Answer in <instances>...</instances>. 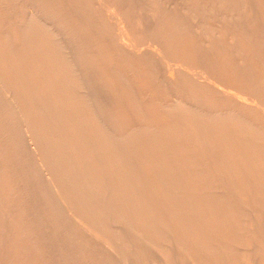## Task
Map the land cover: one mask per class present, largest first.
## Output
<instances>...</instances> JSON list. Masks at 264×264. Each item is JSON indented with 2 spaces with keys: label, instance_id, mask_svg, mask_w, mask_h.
I'll use <instances>...</instances> for the list:
<instances>
[{
  "label": "bare ground",
  "instance_id": "6f19581e",
  "mask_svg": "<svg viewBox=\"0 0 264 264\" xmlns=\"http://www.w3.org/2000/svg\"><path fill=\"white\" fill-rule=\"evenodd\" d=\"M9 1V0H8ZM13 1V0H12ZM29 3L27 4L28 6H26V7H28V8H30V9H33V10H35L36 12H37V10L36 9H38L39 8V6H51L52 5V7L50 8L51 10H52V12L51 13H54V15L53 16H55L56 17V19H54V17H53V19L51 20L50 19V21L48 22V19H46V18H42V16L40 17V16H36V15H34V13L32 12V14L31 15H33V17L34 16H36L35 18L36 19H33V20H37L36 22H38L39 24H49L50 25V27L52 28V30H53V32L56 34V36L58 35V34H64V32L65 33H67V35L66 36H70L71 35V33H72V35L73 34H75V35H81V38H80V42L78 43V42H75V41H73V45H76V46H79L80 48H81V46H86L84 49H88L87 47H92V49L94 50V55L92 54H90V53H92V52H90L89 53V51L87 52V53H89L90 55H86V57H84V53H83V55L81 56V55H77V53L76 54H74V55H76V56H79V57H72V56H70L69 57V55H67L68 56V59H65L66 61H68V68H67V70H64V71H68V70H72V72H70V73H76L77 74V72H78V74H81L82 72H84L83 70H85V69H83V67H91V68H94V66L95 65H97L96 67L98 68V64H102V62H103V58L104 57H106V56H104V55H108V57H109V55H110V57H112L111 59H110V57H109V61L105 64V65H108L107 67L108 68H112L113 69V67H115L116 69H117V67H116V64L117 63H121V61L122 62H124L125 61V63L128 61V60H130V65H131V60L132 61H138L139 62V60H142V61H140V64H141V67H139V68H141V70H138V73H140V74H142V76L143 75H145V74H149V75H151L152 73H153V75L154 74H156L158 77H159V79L161 80L160 81V83H159V79H158V83H159V85H161V87L157 84V82H155L157 85V87L153 90L152 88L153 87H151L152 85H151V83H150V85H147V86H149V87H151V89L153 90V92H152V94H154V96H155V100H153V95L150 93L149 95L152 97V100H151V102H152V104H153V102H155L156 101V106H158V107H160V108H157V107H155V108H151L152 106L154 107V105H149V108H151V110H147L146 109V107L144 106H141L140 105V103L139 102H137V100H139L140 99V93L138 94V92L135 90V94L133 93L134 92V89L136 88H134V86H132V82H131V84H130V80L132 79V77L133 78H135L134 76L136 75L134 72H133V75L134 76H132V75H129L128 76V74H126V72H123L124 71V69L122 70V72H120V67H119V71L118 70H116V71H118V73H117V75H116V81H118V82H121V83H123L124 85H125V88L127 89V91L126 90H124L125 92H127V93H124L123 95L125 96V98H123V99H126V98H128V102H129V104H128V106L127 107H125L127 110H128V108H129V112H130V110L131 109H134V110H136L137 111V116H136V118H134V117H131V118H134V119H143V120H147V119H150V118H152V119H154V123H152V124H154L155 125V127H154V130H156V131H154V133H156V134H154V136L152 137H149L148 135H147V137H146V135H144V137L143 136H140V138H139V136L136 134V136H138V138L136 137V136H133V135H130L129 133H127V134H129V137L131 136V137H135L134 138V140L135 141H133V139L131 140V137H130V140L131 141H133L132 143H130V142H127V141H123V139H122V145L123 146H129V145H136V146H138V148L140 147H142L143 148V146L145 147V146H151V145H153V147H154V145H160V144H158V143H161V144H163V143H165V142H167L166 143V146H167V144L168 143H171L172 145H174V146H176V147H180V149L182 148L181 146L183 145V147L185 146V149H187V150H185L186 152H188V154L186 155H184L183 156V159L181 158V162H185L186 164H188V161L191 163V161L189 160V159H191V160H197V159H199V158H201L200 160L203 162V163H205L206 165L208 164V166H210L209 165V162H210V164H211V167H209V169H208V173H209V171L211 172V176L213 177V178H216L217 177V180H220V181H222V182H215V184H221V186L219 187L218 186V188L216 187V185L215 186H213L214 185V183H210L211 184V186H213V187H211V188H215V189H217V190H221V192H218V194L216 193H213V192H209L208 193V191L209 190H211V189H209L208 191H207V189L205 188L204 190H206V191H204V192H202V190L201 189H198V187H199V185L200 184H203V182L205 181V178H204V181L201 183L200 182V184L197 186V188H196V183L200 180H197L196 181V183H195V181H194V179L193 180H191L190 181V185L188 184V181H187V179H191V178H193V176H194V174H195V176L196 175H199L198 173H199V171H198V168H197V170H195L194 169V167H190L189 168V166H188V168L187 167H185L183 170H184V172H182V171H180L179 170V172L181 173H183V174H181V176H183V180L184 181H186L185 182V185H184V189H185V192H184V194H182V195H184V196H180V198L183 200H185V202L186 201H189L188 200V198L190 199V198H193L191 201H194V204L195 205H198V204H196V199L198 198L199 200L201 199L202 200V198L204 197V199H208V200H206L207 202H203L204 200H202V202L204 203V204H201L202 205V207H200L201 205H199V206H196L197 208H195V206H193L194 208H192L191 206V211H190V207H189V205H190V203L191 204H193V202H190V203H187L188 204V206L186 205V203H184L183 202V204H185L184 206L186 207H184L186 210H188V208H189V210L188 211H185L183 214H185V213H189L190 212V214H191V216H192V214H193V216H194V213H195V217L197 218L199 215L198 214H203V212L202 211H205L204 213H206V210H207V212H208V214L207 215H205V214H203V215H205V217L206 216H208V217H210L209 215L211 214V212H216V211H221L222 213L223 212H225V213H229V215L231 216V221L230 220H228L229 222V224H231V225H227V226H231L230 227V230H227L225 233H223L222 231V234H223V236H222V234H221V236L220 237H222V238H219V239H232L233 241L232 242H234V243H237L239 246H240V244H243L245 247L242 249L241 248V250H240V247L238 248H236V250H233L234 249V246H233V249H231V250H233V254L237 257H241L242 255H240L241 253V251L243 250L244 252L248 249V252H245L246 253V255H245V253H244V257L245 256H247V253H248V256L247 257H245V258H247L248 259V257H249V255L251 256V254H252V252H253V254H252V256H251V258L252 257H254V260H255V257H256V260L258 259H260L261 260V263H262V260L264 261V253H262L263 251H264V238H260L261 236H259L261 233H263L264 234V0H77V3H75V1H74V3L71 1V0H69V1H67V4L66 5H64L63 7H61L62 5H61V3L64 1H60V2H58L59 0H27ZM11 2V1H10ZM54 2V3H53ZM65 2V1H64ZM63 2V3H64ZM59 3H60V5H59ZM23 4H25V3H22V5ZM9 5V4H8ZM11 5V4H10ZM26 5V4H25ZM13 6V5H12ZM17 7H19V6H17ZM22 7V6H21ZM25 7V6H24ZM23 7V8H24ZM81 7L84 9L85 7H86V17H84V18H82V13H84V12H82L81 14L79 13V11H81L80 9H81ZM14 8V7H13ZM78 8H79V11H78ZM16 9V8H15ZM21 9V8H20ZM42 10V9H41ZM85 10V9H84ZM21 11V10H20ZM25 11V10H24ZM54 11V12H53ZM42 12H44V11H42ZM67 13L68 12V15H69V17L70 18H68V17H64V16H66V14L65 13ZM1 13V12H0ZM7 13V12H6ZM16 13V12H15ZM20 13V12H19ZM28 13V12H27ZM2 14V13H1ZM13 14V13H12ZM43 14V13H42ZM60 14V15H59ZM64 14V19H63V17H62V15ZM7 15V14H6ZM9 15H11V14H9ZM28 15V14H27ZM38 15V14H37ZM47 15V14H46ZM45 15V16H46ZM12 16V15H11ZM30 16V15H29ZM26 17V16H25ZM51 17H52V15H51ZM32 18V17H31ZM49 18V17H48ZM65 18H68V19H65ZM23 19V18H22ZM67 21V23L66 22H64L63 24H68V23H70L71 25H74L75 26V23H78V22H80V24H81V22H82V24L84 23H86V26L85 25H83V26H85L84 27V29L86 28V31H84V29H82L83 30V32L84 33H86L85 34V36L81 33L82 31H78V29H76V26H75V28H74V26H73V28H71L70 27V30H68V31H66L68 28H69V25H68V28L65 30L64 28H62V29H60V27H59V24H62L61 23V21ZM86 20V21H85ZM1 21V20H0ZM26 21H27V19H26ZM14 22H16V21H14ZM22 22V21H21ZM25 22V21H24ZM29 22V21H28ZM26 23V22H25ZM35 23V22H34ZM33 22L31 23V26H32V24H34ZM23 24V23H22ZM29 24V23H28ZM41 25L42 26V28H44V25ZM78 25H79V23H78ZM19 26V25H18ZM17 26V27H18ZM30 26V25H29ZM35 26H36V24H35ZM46 26V25H45ZM64 25H62V27H63ZM80 26V25H79ZM83 26H81L82 28H83ZM5 27V26H4ZM39 27H40V25H39ZM65 27H66V25H65ZM78 27V26H77ZM80 27V28H81ZM20 28V27H19ZM18 28V29H19ZM34 28V27H33ZM38 28V27H37ZM46 28H49V26L48 27H46ZM79 28V29H80ZM2 29V28H1ZM23 29V28H22ZM39 29V28H38ZM45 29V28H44ZM9 30V29H8ZM14 30H15V28H14ZM24 30L26 31V29L24 28ZM48 30V29H47ZM65 30V31H64ZM1 31V30H0ZM19 31H20V29H19ZM22 31V30H21ZM46 31V30H45ZM10 32V31H9ZM8 32V33H9ZM50 32V31H49ZM11 33V32H10ZM21 33V32H20ZM27 33V32H26ZM25 33V34H26ZM46 33V32H45ZM50 33H52V31L50 32ZM58 33V34H57ZM68 33H70V34H68ZM80 33V34H79ZM53 34V33H52ZM4 35V34H3ZM32 35V34H31ZM39 35V34H38ZM5 36V35H4ZM16 36V35H15ZM15 36H14V38H15ZM19 36H21V35H19ZM40 36V35H39ZM64 36V35H63ZM66 36H64V38L66 37ZM24 37V36H23ZM60 37V36H59ZM61 37H62V35H61ZM77 37H79V36H77ZM9 38V37H8ZM27 38V37H26ZM43 38V37H42ZM49 38V37H48ZM57 38V37H56ZM56 38H54V40L56 39ZM72 38V37H71ZM11 39V38H10ZM59 39H61V38H59ZM68 39V38H67ZM67 39H65V40H67ZM6 40V39H5ZM4 40V41H5ZM20 40V39H19ZM26 40V39H25ZM35 40H37V39H35ZM65 40H63L64 41V44H65ZM77 40V39H76ZM78 40H79V38H78ZM27 41V40H26ZM59 41V40H58ZM58 41H55V42H58ZM70 41H71V39H70ZM52 42H54V41H52ZM55 42H54V45H55ZM68 42H69V39H68ZM74 42H75V44H74ZM32 43V42H31ZM59 43V42H58ZM69 43H71L72 44V42H69ZM1 44V43H0ZM5 44V43H4ZM9 44H12V43H9ZM63 44V43H62ZM61 44V45H62ZM68 44V43H67ZM13 45V44H12ZM23 45V44H22ZM57 45V44H56ZM55 45V46H56ZM61 45H58V46H61ZM66 45V44H65ZM65 45H62V48L63 49H66V50H69V52H71L72 51V46H65ZM3 46V45H2ZM37 46V45H36ZM46 46V45H45ZM76 46H74V47H76ZM32 47V46H31ZM47 47V46H46ZM13 48V47H12ZM55 48H57V47H55ZM54 48V49H55ZM61 48V47H60ZM61 48V49H62ZM78 48V47H77ZM79 48V49H80ZM53 49V48H52ZM53 49V50H54ZM58 49H59V47H58ZM62 49V53H64L65 51ZM74 49V48H73ZM82 49V48H81ZM15 50V49H14ZM57 50V49H56ZM75 50V49H74ZM43 51V50H42ZM78 51V50H77ZM76 51V52H77ZM81 51H83V50H81ZM22 52V51H21ZM44 53V52H43ZM65 53H67V52H65ZM79 53V52H78ZM20 55H21V53H19ZM26 54V53H25ZM33 54V53H32ZM31 54V55H32ZM57 54V53H56ZM69 54V53H68ZM80 54V53H79ZM33 55H36V54H33ZM41 55V54H40ZM45 55V54H44ZM52 55H53V53H52ZM64 55V54H63ZM70 55H73L72 53H70ZM73 55V56H74ZM58 56H59V54H58ZM57 56V57H58ZM66 56V55H65ZM16 57V56H15ZM23 57H24V55H23ZM38 57V56H37ZM43 57V56H42ZM44 57H46V56H44ZM44 57H43V60H45L44 59ZM48 57V56H47ZM56 57V56H55ZM61 57V56H60ZM59 57V58H60ZM3 58V57H2ZM40 58H41V56H40ZM8 59H9V57H8ZM33 59V58H32ZM62 59V58H61ZM61 59H59L60 61H61ZM64 59H63V62H64ZM108 59V58H107ZM119 59H122L120 62H118L119 61ZM4 60V59H3ZM14 60V59H13ZM27 60H29L30 61V59L28 58ZM35 59H33L32 61L35 63V61H34ZM36 60H38V58H36ZM40 60V59H39ZM56 60V59H55ZM106 60V59H105ZM116 60V61H115ZM144 60V61H143ZM26 61V60H25ZM24 61V62H25ZM31 61V62H32ZM47 61V60H46ZM117 62V63H115V62ZM16 62V61H15ZM14 62V63H15ZM45 62V61H44ZM43 62V63H44ZM56 62V61H55ZM80 62H81V64H80ZM82 62H83V65H82ZM135 62H133L134 64H136ZM26 63V62H25ZM33 63V64H34ZM40 63V62H39ZM59 63V62H58ZM84 63L86 64V65H84ZM104 63V62H103ZM27 64V63H26ZM29 64V63H28ZM49 64V63H48ZM54 64V63H53ZM64 64V63H63ZM69 64H70V66H69ZM9 65V64H8ZM16 65V64H15ZM56 65V64H55ZM94 65V66H93ZM104 65V66H105ZM4 66V65H3ZM21 66V65H20ZM31 66V65H30ZM36 66V65H35ZM39 66H40V64H39ZM48 66V65H47ZM57 66V65H56ZM93 66V67H92ZM103 66V67H104ZM117 66H119V65H117ZM122 66H123V64H122ZM121 66V67H122ZM132 66V65H131ZM133 66H135V65H133ZM137 66V65H136ZM138 66H139V64H138ZM6 67V66H5ZM16 67V66H15ZM28 66L26 65V68H27ZM54 67V66H53ZM107 67H106V69H107ZM125 67V66H124ZM123 67V68H124ZM127 67V70H128V67L129 66H126ZM151 68L152 69V72H151V70H149V69H147V68ZM8 68V67H7ZM31 68H32V66H31ZM42 68V67H41ZM46 68V67H45ZM44 68V69H45ZM100 68H102V67H100ZM131 68V67H130ZM137 68V67H136ZM138 68V69H139ZM142 68H145L144 70H142ZM9 69H10V67H9ZM20 69V68H19ZM35 69V68H34ZM66 69V68H65ZM96 69V68H95ZM105 69V68H104ZM112 69H109V70H112ZM126 69V68H125ZM133 69H135L134 67L132 68V70ZM22 70V69H21ZM20 70V71H21ZM28 70V69H27ZM31 71H33L32 69H30ZM37 70V69H36ZM87 70V69H86ZM88 70H91V69H88ZM94 70V69H93ZM108 70V71H109ZM131 70V71H132ZM147 70H149V72L147 71ZM7 71H10L11 72V70H7ZM13 71V70H12ZM17 71H18V69H17ZM40 71H41V69H40ZM62 71V70H61ZM97 72H98V70H96ZM101 72L103 71V73L102 74H106L108 71L107 70H100ZM105 71V72H104ZM113 71H115L114 69H113ZM126 71V70H125ZM133 71H136V70H133ZM3 72H5V70H3ZM14 72V71H13ZM35 72H37V71H35ZM94 72V71H93ZM128 72H129V70H128ZM9 73V72H8ZM15 73H16V71H15ZM20 73V72H19ZM25 73V72H24ZM23 73V74H24ZM28 73H30V72H28ZM32 74L34 73V72H31ZM30 73V74H31ZM53 73V72H52ZM56 73V72H55ZM67 73H69V72H67ZM88 73V72H87ZM99 73V72H98ZM137 73V72H136ZM2 74V73H1ZM13 74V73H12ZM22 74V73H21ZM21 74L19 75V76H21ZM35 74V73H34ZM33 74V75H34ZM61 74H63V73H61ZM77 74V75H78ZM86 74V73H85ZM94 74V73H93ZM108 74V73H107ZM106 74V75H107ZM110 74H111V71H110ZM140 74H138V76L140 75ZM29 75V74H28ZM48 75V74H47ZM54 75V74H53ZM58 75H60V74H58ZM71 75V74H70ZM72 75H74V74H72ZM115 74H113V76H114ZM152 75V76H153ZM6 76V75H5ZM26 76H27V74H26ZM36 76V75H35ZM35 76H32V78L34 77L35 78ZM49 76V75H48ZM64 76H65V74H64ZM91 76H93V75H91ZM137 76V77H138ZM141 76V75H140ZM142 76H141V80H143L142 79ZM155 76V75H154ZM153 76V77H154ZM3 77V76H2ZM18 77V76H17ZM23 77V76H22ZM28 77V76H27ZM40 77V76H39ZM46 77V76H45ZM56 77V76H55ZM60 77V76H59ZM66 77V76H65ZM64 77V78H65ZM70 77V76H69ZM79 77V76H78ZM77 77V78H78ZM88 77H89V75H88ZM96 77V76H95ZM99 77V76H98ZM109 77V76H108ZM107 77V78H108ZM146 77H147V75H146ZM149 77V76H148ZM6 78V77H5ZM21 78V77H20ZM50 78V77H49ZM51 78H52V76H51ZM63 78V79H64ZM68 78V77H67ZM73 78V77H72ZM92 79H93V77H91ZM100 78V77H99ZM103 78V77H102ZM106 78V77H105ZM145 78V77H144ZM152 78V77H151ZM155 78H156V76H155ZM7 79V78H6ZM9 79V78H8ZM26 79H28V78H26ZM47 79V78H46ZM57 79H58V77H57ZM62 79V80H63ZM79 79V78H78ZM83 79V78H82ZM97 79V78H96ZM109 79V78H108ZM138 79H139V77H138ZM147 79V78H146ZM1 80H2V78H1ZM39 80V79H38ZM103 80H105V79H103ZM114 80H115V78H114ZM114 80H113V82H114ZM132 80H134V79H132ZM140 80V81H141ZM148 80V82H149V78L147 79ZM146 80V81H147ZM152 80V79H151ZM155 80V79H154ZM7 81V80H6ZM48 81V80H47ZM53 81V80H52ZM69 81V80H68ZM81 81H83V80H81ZM91 81V80H90ZM95 81V80H94ZM93 81V83H95ZM107 82H108V80H106ZM112 81V80H111ZM111 81H109V83H104V85L105 86H103V88H107V92H109V89H112L113 91L115 90L116 91V88H117V91H116V93L118 92V94L120 93V90H118V89H120V88H118V86H120L121 85V88L124 86L123 84H114V83H112ZM115 81V83H117ZM135 81H136V79H135ZM143 81H145V79L143 80ZM16 82V81H15ZM20 82V81H19ZM59 81H57V83H58ZM61 82V81H60ZM63 82V81H62ZM76 82H77V80H76ZM79 82H80V80H79ZM99 82V81H98ZM102 82V81H101ZM126 82H128V83H126ZM137 82V81H136ZM135 82V83H136ZM151 82V81H150ZM64 83V82H63ZM66 84H67V82H65ZM81 83V82H80ZM86 83V82H85ZM84 83V84H85ZM138 83V82H137ZM145 83V82H144ZM143 83V84H144ZM153 83V82H152ZM155 83H153V85L155 84ZM2 84V83H1ZM11 84V83H10ZM19 84V83H18ZM26 84V83H25ZM51 84V83H50ZM59 84V83H58ZM91 84V83H90ZM100 84V83H99ZM140 84V83H139ZM147 84V83H146ZM15 85V84H14ZM22 85V84H21ZM103 84H101V85H98L97 86V84H96V87H98V88H100L101 86H102ZM123 85V86H122ZM135 85V84H134ZM142 85V84H141ZM141 85H139V86H141ZM2 86V85H1ZM53 86H54V83H53ZM57 86V85H56ZM68 86V85H67ZM85 86V85H84ZM127 86V87H126ZM136 86V85H135ZM163 86V87H162ZM189 86V91L188 90H186L187 88H185V87H188ZM4 87H5V85H4ZM3 86H2V88H4ZM52 87V86H51ZM55 87V86H54ZM61 87V86H60ZM65 87V86H64ZM116 87V88H115ZM143 87V86H142ZM185 88V89H182V88ZM9 88H10V86H9ZM12 88V87H11ZM26 88V87H25ZM24 88V89H25ZM62 88V87H61ZM67 88H69V87H67ZM82 88V87H81ZM84 88V87H83ZM97 88V89H98ZM109 88V89H108ZM139 88V87H138ZM143 88H145V87H143ZM7 92H10V91H8L7 90V88L5 87L4 88ZM16 89H18V88H16ZM38 89V88H37ZM43 89V88H42ZM49 89H50V87H49ZM77 89H79V88H77ZM88 89H89V85H87V87L86 88H84V90H82V91H78L77 90V92H79L78 94H80V92H82V94L86 97V99H85V101L87 100V102L89 101V102H93L94 100H95V98H96V100L97 99H99V98H97L96 96H95V98H94V100L92 99V97H93V95H91L90 93H89V91H88ZM142 89V88H141ZM141 89H139V90H141ZM148 89H150V88H147V91H149ZM31 90V89H30ZM28 91V93H26V96L24 95V97L25 98H29V100H30V97H29V95L31 96L32 95V93L34 92V94H35V91H37V90H33L32 89V91ZM40 90V89H39ZM55 90V89H54ZM61 90V89H60ZM66 90V89H65ZM72 90V89H71ZM100 90H102V88H100ZM103 90H105V89H103ZM151 90V91H152ZM57 91V90H56ZM85 91V92H84ZM115 91H114V94H112L111 92L112 91H110L109 92V94H112V95H114L113 96V98L115 97ZM121 91H122V89H121ZM145 91V90H144ZM50 92H51V90H50ZM66 92H68V90L66 91ZM74 92H76V90L74 91ZM86 92H87V94H86ZM123 92V91H122ZM141 92V91H140ZM165 92H168V93H165ZM3 93H5V92H3ZM3 93H0V94H3ZM19 93V92H18ZM62 93V92H61ZM64 93H65V91H64ZM85 93V94H84ZM128 93H130V94H128ZM144 93V92H143ZM149 93V92H148ZM6 94V93H5ZM4 94V95H5ZM8 94V93H7ZM10 94V96H11V92L9 93ZM28 94V95H27ZM42 94V93H41ZM72 94H73V92H72ZM108 94V93H107ZM48 95V94H47ZM53 95H54V93H53ZM68 95V94H67ZM81 95V94H80ZM80 95H76V96H80ZM99 95H102V94H99ZM99 95H97V96H99ZM111 95V96H112ZM141 95H143V94H141ZM147 95V94H146ZM167 95H169V96H167ZM2 96V95H1ZM7 96V95H6ZM10 96H7L8 98L10 97ZM38 96V95H37ZM70 96V95H69ZM72 96V95H71ZM70 96V97H71ZM83 96V97H84ZM108 96V95H107ZM117 96V95H116ZM122 96V95H121ZM13 97V99H14V95L12 96ZM22 97V96H21ZM24 97H22V98H24ZM36 97V96H35ZM44 97V96H43ZM48 97V96H47ZM63 97V96H62ZM82 97V96H81ZM83 97L81 98L82 100H83ZM84 97V98H85ZM103 97V96H102ZM104 97L106 98V96L104 95ZM123 97V96H122ZM143 97H144V95H143ZM146 97V96H145ZM168 97H169V99H168ZM4 98V97H3ZM2 98V99H3ZM16 98H18V97H16ZM15 98V99H16ZM24 98V99H25ZM45 98V97H44ZM49 98V97H48ZM47 98V99H48ZM57 98H60V97H57ZM101 98V97H100ZM107 98H109L110 99V97H107ZM116 98V97H115ZM142 98V97H141ZM147 98V97H146ZM148 98H150V97H148ZM7 99V98H6ZM11 99V97L9 98V99H7V101H9ZM50 99V98H49ZM61 99V98H60ZM63 99V98H62ZM70 99V98H69ZM109 99H108V102H109ZM112 99V98H111ZM118 99V98H117ZM116 99V100H117ZM120 99H121V97H120ZM120 99H118V101L120 100ZM12 100V99H11ZM11 100L9 101V102H5L4 101V103L6 104H8V105H10L11 104V106H7L6 108H5V106L4 105H2V104H0V107H2V106H4V108H5V111H3V112H1L2 111V109H3V107L2 108H0L1 110H0V112L1 113H3V114H5V112L7 111V108H9V109H12L11 111L12 112H18V114H19V106H18V103H17V109L16 108H14L15 106H16V103H15V106H14V102H13V100H12V102H11ZM28 100V101H29ZM34 100V99H33ZM101 100V99H100ZM102 100H104L103 98H102ZM3 101V100H2ZM14 101H16V100H14ZM20 101H21V99H20ZM19 101V102H20ZM27 101V100H26ZM28 101H27V103H26V105H28ZM41 101V100H40ZM50 101V100H49ZM53 101V100H52ZM69 101V100H68ZM75 101V100H74ZM74 101H73V103H74ZM106 101V100H105ZM113 101H114V99H113ZM113 101H111V103H114ZM122 101V100H121ZM121 101H119V102H121ZM127 101V100H126ZM143 101H145V99L143 100ZM148 101V100H147ZM147 101H145V102H147ZM150 101V100H149ZM169 101V102H168ZM11 102V103H10ZM39 102V101H38ZM46 102H47V100H46ZM55 102H56V99H55ZM77 102V101H76ZM79 102V101H78ZM83 102V101H82ZM86 102V103H87ZM97 102V101H96ZM101 102V101H100ZM118 102V103H119ZM141 102V101H140ZM2 103V102H1ZM57 103V102H56ZM56 103H54V104H56ZM64 103H66V102H64ZM69 103V102H68ZM106 103V102H105ZM105 103H103L102 102V104H105ZM110 103V102H109ZM122 103V102H121ZM121 103H119V104H121ZM148 103V102H147ZM33 104H35V103H33ZM53 104V103H52ZM62 104V103H61ZM85 104V103H84ZM142 104H144V103H142ZM41 105V104H40ZM47 105V104H46ZM64 105V104H63ZM70 105H72V104H70ZM74 105V104H73ZM87 105V104H86ZM85 105V106H86ZM107 105V104H106ZM117 105V104H116ZM12 106H13V108H12ZM29 106V105H28ZM36 106V105H35ZM49 106V105H48ZM53 106V105H52ZM67 106H68V104H67ZM82 106V105H81ZM104 106V105H103ZM146 106H147V104H146ZM40 107V106H39ZM70 107V106H69ZM69 107H67V109L69 108ZM53 108V107H52ZM71 108V107H70ZM79 108V107H78ZM77 108V109H78ZM84 108V107H83ZM89 108V107H88ZM106 108V107H105ZM107 108H109V107H107ZM110 108H112V107H110ZM159 109V111H157V109ZM9 109H8V111H9ZM37 109V108H36ZM42 109V108H41ZM44 109H47V108H44ZM60 109V108H59ZM86 109V108H85ZM95 109H97V108H95ZM14 110V111H13ZM16 110V111H15ZM28 110H30V109H28ZM38 110V109H37ZM61 110V109H60ZM64 110H66V108L64 109ZM74 110V109H73ZM89 110V109H88ZM91 110V109H90ZM113 110H114V108H113ZM39 111H41L40 110V108H39ZM49 111V110H48ZM56 111V110H55ZM54 111V112H55ZM76 111H78V110H76ZM84 111V110H83ZM103 111V110H102ZM157 111V112H156ZM11 112V113H12ZM16 112V113H17ZM43 112H44V110H43ZM56 112H58V110L56 111ZM65 112V111H64ZM67 112V111H66ZM91 112V111H90ZM95 112H96V110H95ZM100 112V111H99ZM106 112H108V111H106ZM110 112V111H109ZM125 112V111H124ZM123 112V113H124ZM158 113V112H160V113H162V115L164 114V113H166V112H170V113H173V114H175V115H173L172 117H173V119H172V117L170 116V114L169 115H166V120H162V119H159V121H158V117L156 116L157 114H154V113ZM0 113V114H1ZM15 113V114H16ZM22 113V112H21ZM20 113V114H21ZM38 113V112H37ZM68 113V112H67ZM70 113V112H69ZM87 113V112H86ZM104 113V112H103ZM115 113V112H114ZM122 113V114H123ZM15 114H14V116H15ZM17 114V115H18ZM46 114V113H45ZM50 114V113H49ZM58 115H59V112L57 113ZM65 114V113H64ZM63 114V115H64ZM71 114V113H70ZM74 114V113H73ZM78 114V113H77ZM104 114H106V113H104ZM117 114V113H116ZM121 114V115H122ZM131 115H128V116H132V113H130ZM7 115V114H6ZM11 115V114H10ZM13 115V114H12ZM16 115V118L17 117H22L21 119H23V116H21V115H19V116H17ZM35 115V114H34ZM81 115V114H80ZM84 115V114H83ZM111 115H113V113L111 114ZM120 114H119V110H118V116H119ZM123 115H126V113L125 114H123ZM123 115L119 118V117H117V118H119L118 120H120V121H118L121 125H122V122L124 121V123L125 122H127L126 121V119L127 118H125V117H123ZM158 115H159V113H158ZM161 115V114H160ZM1 117H2V114L0 115ZM13 116V117H14ZM43 116H44V114H43ZM90 116V115H89ZM94 116H96V115H94ZM102 116V115H101ZM143 116L144 117H146V118H143ZM167 116H170L171 117V120H167L168 118H167ZM1 117H0V121L1 120H4L3 122H5L6 121V117H2V118H5V119H1ZM51 117V116H50ZM54 117V116H53ZM58 117H61V116H58ZM78 116H76V118H77ZM105 117H106V115H105ZM27 118H29V117H27ZM67 118V117H66ZM75 118V119H76ZM108 118H110V117H108ZM160 118V117H159ZM163 118V117H162ZM11 119V118H10ZM17 119H19V118H17ZM30 119V118H29ZM36 119V118H35ZM53 119V118H52ZM61 119V118H60ZM63 119V118H62ZM89 119H91V118H89ZM111 119V118H110ZM110 119L108 120L109 121V123H111L110 122ZM130 119V118H129ZM157 119V120H156ZM164 119V118H163ZM8 120V119H7ZM12 120V119H11ZM30 120H32V119H30ZM55 120H57V119H55ZM95 120V119H94ZM131 120V119H130ZM13 121H16V119H13ZM19 120H17V124L16 123H12L14 126L15 125H19L18 122ZM34 121V120H33ZM32 121V122H33ZM73 121V120H72ZM86 121V120H85ZM96 121V120H95ZM94 121V122H95ZM137 121V120H136ZM136 121H134V122H136ZM168 121H170V122H168ZM7 122V121H6ZM24 122V124L26 123L25 122V120L23 121ZM75 122V121H74ZM82 122H83V120H82ZM89 122V121H88ZM100 122V121H99ZM118 122H114L113 121V123H117L118 124ZM138 122H140V121H138ZM138 122H136V123H138ZM142 122V121H141ZM148 122H149V120H148ZM8 123V122H7ZM55 123V122H54ZM123 123V124H124ZM150 123V122H149ZM11 124V125H12ZM21 124V123H20ZM37 124V123H36ZM35 124V125H36ZM68 124V123H67ZM71 124V123H70ZM73 124V123H72ZM76 124V123H75ZM101 124V123H100ZM140 124V123H139ZM22 125V124H21ZM26 125V124H25ZM51 125V124H50ZM90 125V124H89ZM109 125V124H108ZM112 125H114V126H116L115 124H112ZM119 125V124H118ZM117 125V126H118ZM119 126L120 128H122V126ZM125 125H127V123H125ZM129 125V124H128ZM132 125V124H131ZM141 125V124H140ZM149 125V124H148ZM157 125V126H156ZM1 126V125H0ZM23 126V125H22ZM22 126H20V127H22ZM40 126V125H39ZM53 126V125H52ZM69 126H72V125H69ZM74 126H76V125H74ZM73 126V127H74ZM91 126H92V124H91ZM102 126V125H101ZM98 127L99 129H101L102 127ZM110 126V125H109ZM151 126V125H150ZM48 127V126H47ZM56 127V126H55ZM112 127V126H111ZM110 127V128H111ZM126 127V126H125ZM143 127V126H142ZM141 127V128H142ZM145 127V126H144ZM2 128V126L0 127V129ZM9 128H11L10 126H9ZM17 128V127H16ZM15 128V129H16ZM29 128V127H28ZM28 128H26L25 127V131H24V129H23V127L21 128V129H23V130H21V131H19V132H21V135H18V137H17V141H19V143H20V145H22L21 144V142L22 143H25L24 141L26 140V137H28L29 136V134H31V130L30 129H32V128H29V130L31 131H29V133H28ZM39 128V127H38ZM43 128V127H42ZM52 128V127H51ZM77 128V127H76ZM84 128V127H83ZM106 128V127H105ZM104 128V129H105ZM113 128H115V127H113ZM128 128V127H127ZM132 128V127H131ZM148 128H153V127H148ZM148 128H146V129H148ZM48 129V128H47ZM72 129V128H71ZM75 129V128H74ZM116 129V128H115ZM124 129V128H123ZM137 129H139V127L137 128ZM136 129V130H137ZM173 129V130H172ZM3 130V129H2ZM6 130V129H5ZM5 130H3V132L5 131ZM17 130V129H16ZM36 130V129H35ZM39 130V129H38ZM76 130H78V129H76ZM95 130V129H94ZM112 130V129H111ZM131 130V129H130ZM140 130V129H139ZM151 130H153V129H151ZM1 131V130H0ZM8 131V130H7ZM59 131V130H58ZM68 131H69V129H68ZM92 131V130H91ZM110 131V130H109ZM116 131H119V129L118 130H116ZM121 131V130H120ZM134 131V130H133ZM132 131V132H133ZM9 132V131H8ZM43 132V131H42ZM51 132V131H50ZM73 132V131H72ZM94 132V131H93ZM103 131H102V129H101V133H102ZM105 132V131H104ZM112 132V131H111ZM139 132H142V131H139ZM147 132V131H146ZM6 133V132H5ZM27 133H28V135H27ZM34 135L36 134V133H34V132H32ZM44 133V132H43ZM76 133V132H75ZM88 133H90V132H88ZM116 133V132H115ZM119 133V132H118ZM144 134H145V132H143ZM42 134V133H41ZM96 134V133H95ZM114 134V133H113ZM124 134V133H123ZM133 134V133H132ZM141 134V133H140ZM10 135V134H9ZM32 135V134H31ZM39 135V134H38ZM38 135H35L36 136V138L38 139L39 137H38ZM43 135V134H42ZM58 135V134H57ZM82 135V134H81ZM86 135V134H85ZM94 135V134H93ZM118 135H120V134H118ZM143 135V134H142ZM1 136H3L2 134H1ZM35 136H30V142H32V143H29V142H27V141H29V139L28 140H26V142H27V144L29 143L31 146H32V144H34V146H36L37 144L36 143H34L35 141H37L36 139H35ZM60 136H62V135H60ZM67 136V135H66ZM73 136V135H72ZM103 136H104V134H103ZM106 136H107V134H106ZM121 136V135H120ZM120 136H118V137H120ZM45 137V136H44ZM84 137V136H83ZM90 137V136H89ZM99 137V136H98ZM102 137V135L99 137V138H101ZM127 137V136H126ZM29 138V137H28ZM65 138V137H64ZM81 138V137H80ZM124 138V140L126 139L125 137H123ZM2 139V138H1ZM0 139V140H1ZM40 139V138H39ZM38 139V140H39ZM73 139H75V138H73ZM95 139V138H94ZM97 139V138H96ZM101 139H103V141H106V143H108L110 140H108L107 141V139L105 140V138H101ZM120 139V138H119ZM118 139V142H120V140ZM128 139V138H127ZM41 140V139H40ZM38 141V144H40L42 141ZM45 140V139H44ZM71 140H72V138H71ZM80 140V139H79ZM98 140V139H97ZM129 140V139H128ZM3 141V140H2ZM1 141V142H2ZM49 141V140H48ZM92 141V140H91ZM103 141H101V142H99V143H101L99 146L100 147H107V144L106 143H103ZM0 142V147L2 148V149H4V148H6L7 146H9V145H7V142H4V143H1ZM40 142V143H39ZM59 142H61L60 140H59ZM97 141H96V143H98ZM115 142V141H114ZM117 142V141H116ZM115 142V143H116ZM120 142V143H121ZM125 142V143H124ZM13 143V142H12ZM15 143L17 144L18 142H16V140H15ZM14 143V144H15ZM44 143V142H43ZM70 143V142H69ZM103 143V144H102ZM119 143V144H120ZM135 143V144H134ZM6 144V145H5ZM27 144H24V145H22L23 147H25ZM36 144V145H35ZM55 144V143H54ZM84 144V143H83ZM110 143H108V146H114V145H109ZM118 143L116 144V145H118V148H121V144L119 145ZM30 145H28V146H26V147H29ZM52 145V144H51ZM60 145H61V143H60ZM67 145V144H66ZM98 145V144H97ZM171 145V146H172ZM12 146V145H11ZM63 146H65V145H63ZM70 146V145H69ZM83 146V145H82ZM90 146V145H89ZM122 146V147H123ZM125 146V147H126ZM162 146V145H161ZM174 146H173V148H174ZM16 147H18V146H16ZM38 147V146H37ZM37 147H32V149L33 148H37ZM54 147V146H53ZM86 147H87V145H86ZM99 147V148H100ZM117 147V146H116ZM115 147V148H116ZM152 147V146H151ZM187 147V148H186ZM0 148V149H1ZM8 149H9V147H7ZM6 148V149H7ZM12 147H10V149H11ZM40 148H41V146H40ZM69 148V147H68ZM83 148V147H82ZM93 148H95V147H93ZM92 148V149H93ZM108 148V147H107ZM106 148V149H107ZM110 149H111V147H109ZM133 148V147H132ZM150 148V147H149ZM159 148V147H158ZM158 148H156V149H158ZM189 148V149H188ZM9 149V150H10ZM27 149V151H30V152H32V151H34V150H32L31 151V148L29 147V148H26ZM29 149V150H28ZM59 149V148H58ZM88 149V148H87ZM124 149V148H123ZM135 149V148H134ZM164 149V148H163ZM175 149V148H174ZM5 150V149H4ZM42 150V149H41ZM104 150V149H103ZM117 150H120V149H117ZM143 150V149H142ZM145 150V149H144ZM152 150V149H151ZM155 150V149H154ZM173 150V149H172ZM178 150V149H177ZM184 150V149H183ZM19 151V150H18ZM22 151V150H21ZM26 151V152H27ZM36 151V150H35ZM34 151V152H35ZM49 151V150H48ZM48 151L46 152V150H44V151H41V153L42 154H44L45 152L46 153H48ZM52 151V150H51ZM50 151V152H51ZM58 151V150H57ZM76 151V150H75ZM108 151V150H107ZM125 151V150H124ZM167 151H168V148H167ZM180 151V150H179ZM184 151V152H185ZM7 152H8V150H7ZM17 152V151H16ZM82 152V151H81ZM97 152V151H96ZM120 152V151H119ZM126 152V151H125ZM135 152V151H134ZM136 152H137V149H136ZM148 152V151H147ZM157 152V151H156ZM159 152V151H158ZM169 152V151H168ZM170 152H172L171 150H170ZM185 152V153H186ZM28 153V152H27ZM38 153V152H37ZM55 153V152H54ZM59 153V152H58ZM83 153V152H82ZM88 153V152H87ZM87 153L85 154V155H87ZM162 153V152H161ZM177 153V152H176ZM180 153V152H179ZM204 153H209V157H207V156H204ZM19 154V153H18ZM17 154V155H18ZM29 154H31V153H28L27 155L29 156ZM32 154H33V152H32ZM41 154V155H42ZM53 154V153H52ZM78 154V153H77ZM84 154V153H83ZM96 154V153H95ZM112 154V153H111ZM141 154V153H140ZM146 154V153H145ZM153 154H154V152H153ZM163 154V153H162ZM168 154V153H167ZM182 154V153H181ZM180 154V155H181ZM24 155V154H23ZM26 155V156H27ZM38 155H39V153H38ZM46 154H44L43 155V158H42V156H40L41 157V160L43 159V160H45V158H44V156H45ZM65 155H67V153L65 154ZM92 155V154H91ZM129 155V154H128ZM155 155V154H154ZM173 155H175V154H173ZM208 155V154H207ZM5 156H7V154H5ZM5 156L4 157H2V156H0V157H2V161L0 160V168L2 167L3 168V170L1 171L0 170V172H3L4 171V169H5V172H3L1 175H3V176H1L2 178V182L0 181V192H1V194L2 195H0V196H3L4 197V195H6L5 193H4V195H3V191L5 192L6 190H3L5 187L3 186L4 184H6V181L8 180V177H10V176H8V175H10V174H8L7 175V172L9 173V171H6V166H5ZM13 156V155H12ZM20 156H22V155H20ZM19 156V157H20ZM69 156V155H68ZM71 156V155H70ZM97 156V155H96ZM108 156H109V154H108ZM127 156V155H126ZM139 156V155H138ZM143 156V155H142ZM158 156H160L159 154H158ZM162 157L164 156V155H161ZM166 156V155H165ZM18 157V156H17ZM24 157V156H23ZM33 157V156H32ZM31 157V158H32ZM38 157V156H37ZM46 157V156H45ZM54 157V156H53ZM67 157V156H66ZM113 157V156H112ZM149 157V156H148ZM154 157H156V156H153V158ZM173 157V156H172ZM50 158H52V157H50ZM105 158H107V156L105 157ZM152 158V159H153ZM166 158H169V156L168 157H166ZM7 159H8V157H7ZM19 159V158H18ZM24 159V158H23ZM35 159V158H34ZM39 159V158H38ZM48 159V158H47ZM47 159L45 160L46 162H48L50 159H48V161H47ZM86 159V158H85ZM94 159V158H93ZM140 159V158H139ZM156 159V158H155ZM154 159V160H155ZM162 159V158H161ZM161 159H159V158H157V160H161ZM175 159H178V158H175ZM180 159V158H179ZM27 160V159H26ZM31 160V159H30ZM36 160H37V158H36ZM41 160H39V161H41ZM43 160H42V162H40V164L39 163H36V164H38V165H36V167H34V169H33V167H32V169H29V170H31L29 173H31L32 172V174H34L33 172H34V170H36L35 172H37L38 173V175L41 173H43L42 171H44V170H42V169H45L46 167H43L42 168V166H44V165H46L47 163L44 161L43 162ZM52 160H53V158H52ZM60 160V159H59ZM63 160V159H62ZM106 160V159H105ZM129 160V159H128ZM127 160V161H128ZM133 160H134V157H133ZM132 160V161H133ZM154 160H150V161H154ZM172 160V159H171ZM200 160H197V162L199 161L200 162ZM8 161V160H7ZM6 161V162H7ZM32 161V160H31ZM30 161V162H31ZM38 161V160H37ZM54 161H55V157H54ZM61 161V160H60ZM59 161V162H60ZM69 161V160H68ZM74 161V160H73ZM88 161V160H87ZM86 161V162H87ZM92 161V160H91ZM96 161V160H95ZM107 161V160H106ZM105 161V162H106ZM117 161H119V160H117ZM164 161H165V158H164ZM193 161H192V164H193ZM26 162V161H25ZM35 162V161H34ZM50 162H51V164L52 163H54V162H52L51 160H50ZM63 162V161H62ZM65 162V161H64ZM70 162V161H69ZM85 162V161H84ZM98 162V161H97ZM156 162H158L159 163V161H156ZM155 162V163H156ZM167 162V161H166ZM170 162V161H169ZM173 162H175L174 160H173ZM180 162V161H179ZM196 162V161H195ZM42 163H44V165H42ZM76 163V162H75ZM75 163H73V164H75ZM104 163V162H103ZM145 163V162H144ZM28 163H26V166H25V164H24V168H26V170H28V168L31 166H29V167H27L28 165H27ZM30 164V163H29ZM32 164V163H31ZM50 164V163H49ZM48 164V165H49ZM50 164V165H51ZM133 164V163H132ZM131 164V165H132ZM185 164V165H186ZM203 165V166H206V165ZM7 165V164H6ZM13 165V164H12ZM11 165V166H12ZM23 165V164H22ZM40 165H41V167H40ZM47 165V166H48ZM59 165V164H58ZM81 165V164H80ZM85 165V164H84ZM107 165V164H106ZM111 165V164H110ZM151 165V164H150ZM165 165V164H164ZM175 165V164H174ZM173 165V166H174ZM180 165H181V163H180ZM180 165H178V166H180ZM190 165V164H189ZM197 165V164H196ZM195 164H194V166H196ZM202 165V164H201ZM213 165V166H212ZM16 166V165H15ZM56 166H57V164H56ZM70 166V165H69ZM75 166V165H74ZM93 166V165H92ZM118 166V165H117ZM126 166V165H125ZM139 166H140V164H139ZM167 166V165H166ZM191 166V165H190ZM193 166V165H192ZM197 166H199V164L197 165ZM23 166H21V168H22ZM51 167V169L49 168V166H48V168H49V170H45V172H48L47 174H49V173H51V172H55V171H53V170H55L54 169V167H52V165L50 166ZM58 167V166H57ZM60 167V166H59ZM76 167V166H75ZM75 167H73V169L75 168ZM81 167V166H80ZM110 167V166H109ZM171 167V166H170ZM225 167V168H224ZM18 168H19V166H18ZM47 168V169H48ZM78 168V167H77ZM82 169H83V165H82V167H81ZM111 168V167H110ZM115 168H116V166H115ZM136 169H137V167H135ZM177 168V167H176ZM200 168H201V166H200ZM211 168V169H210ZM222 168H224V170L222 169ZM15 169V168H14ZM57 169V168H56ZM65 169V168H64ZM72 169V170H73ZM153 169V168H152ZM163 169V168H162ZM165 169H167V168H165ZM171 169V168H170ZM175 169V168H174ZM179 169V168H178ZM181 169V168H180ZM206 170H207V168H205ZM205 169H204V171H203V168L202 169H200V175L199 176H202L201 174L204 172L205 173ZM8 170H9V168H8ZM19 170H20V168H19ZM50 170H52V171H50ZM60 170V169H59ZM78 171H76V174H78L77 172H79V175L81 176V174L84 172V170H83V172L80 170V168H78L77 169ZM110 170V169H109ZM113 170V169H112ZM114 170H116V169H114ZM122 170V169H121ZM142 169L140 168V171H141ZM159 170H160V167H159ZM223 170V171H222ZM57 171V170H56ZM61 171V170H60ZM74 171V172H75ZM86 171V170H85ZM125 171V170H124ZM139 171V172H140ZM151 171V170H150ZM156 171V170H155ZM169 171V170H168ZM172 171H175V170H172ZM203 171V172H202ZM19 172H21V171H19ZM44 172V173H45ZM81 172V173H80ZM89 172V171H88ZM96 172V171H95ZM98 174H100V171L98 170ZM108 172V171H107ZM120 172V171H119ZM142 172V171H141ZM140 172V173H141ZM160 172V171H159ZM26 173V172H25ZM65 173H67V172H65ZM72 173V172H71ZM92 173V172H91ZM115 173V172H114ZM118 173V172H117ZM131 173V172H130ZM138 173V172H137ZM166 173V172H165ZM169 173V172H168ZM167 173V174H168ZM46 174V173H45ZM44 175V176H48V178H49V180H48V178L47 177H45L47 180H45L46 181V183H45V188L44 189H42L43 187L40 185V187H39V189H41V190H47V188H49V192H50V188H51V184H53L54 185V182H56L55 181V178L54 179H52V180H50L52 177H49L50 176V174L49 175ZM53 174V173H52ZM52 174H51V176H52ZM54 174H56V173H54ZM57 174H58V172H57ZM56 174V175H57ZM63 174V173H62ZM87 174V173H86ZM86 174H84V175H86ZM102 174H104V173H102ZM106 174V173H105ZM163 174V173H162ZM13 175V174H12ZM35 176H36V174H34ZM37 175V176H38ZM43 175V174H42ZM56 175H54L55 177H56ZM67 175V174H66ZM74 175V174H73ZM96 175V174H95ZM115 175V174H114ZM132 175H134V174H132ZM149 175H152V174H150L149 173ZM157 175V174H156ZM171 175H173L172 173H171ZM175 175V174H174ZM173 175V176H174ZM206 175H207V172H206ZM17 176H18V174H17ZM36 176V177H37ZM39 176H41V175H39ZM78 175H76V177H77ZM83 176V175H82ZM100 176V175H99ZM102 176V175H101ZM105 176V175H104ZM123 176V175H122ZM129 176V175H128ZM159 176H160V173H159ZM178 176V175H177ZM180 176V175H179ZM179 176H178V178H179ZM194 176V177H195ZM198 176V177H199ZM210 176V175H209ZM30 177H32V176H30ZM58 177V176H57ZM56 177V178H57ZM75 177V176H74ZM91 177V176H90ZM109 177V176H108ZM117 177V176H116ZM125 177V176H124ZM153 177V176H152ZM158 177V176H157ZM162 177V176H161ZM164 177V176H163ZM197 177V178H198ZM202 177H204V176H202ZM15 178V177H14ZM42 178V177H41ZM59 178V177H58ZM61 178H63V177H61ZM60 178V179H61ZM68 178V177H67ZM96 178H98V177H96ZM130 178V177H129ZM141 178V177H140ZM148 178V177H147ZM160 178V177H159ZM159 178H157V179H159ZM165 178V177H164ZM171 178V177H170ZM11 179V178H10ZM42 179H44V177L42 178ZM59 179V181H61ZM66 179V178H65ZM64 178H63V180L66 182V180H65ZM100 179H101V177H100ZM106 179H107V177H106ZM109 179V178H108ZM113 179V178H112ZM131 179H132V177H131ZM209 178H208V176H207V181H209L210 182V180H211V178H210V180H208ZM16 180V179H15ZM33 180V179H32ZM57 180V179H56ZM68 180V179H67ZM70 180H71V178H70ZM89 180V179H88ZM102 180V179H101ZM104 180V179H103ZM115 180H119V179H115ZM124 180V179H123ZM128 180V179H127ZM153 180V179H152ZM156 180V179H155ZM170 180V179H169ZM174 180V179H173ZM180 180V179H179ZM175 181V183H177V182H180V181ZM203 180V179H202ZM213 180V179H212ZM30 181V180H29ZM41 181V180H40ZM50 181H54L53 183L51 182V184H50ZM59 181L58 182H56V183H59ZM72 181V180H71ZM100 181V180H99ZM120 181V180H119ZM131 181V180H130ZM174 181H172V182H170V186H172L173 185V183H174ZM184 181H183V184H184ZM206 181V182H207ZM213 181H215V180H213ZM84 182V181H83ZM112 182V181H111ZM115 182V181H114ZM126 182V181H125ZM156 182V181H155ZM206 182H204V184H206ZM209 182H207V184L209 185ZM34 183V182H33ZM40 183H42V182H40ZM61 183L63 184V182L61 181ZM67 183V182H66ZM65 183V184H66ZM72 183V182H71ZM87 183V182H86ZM94 183V182H93ZM109 183V182H108ZM107 183V184H108ZM141 183V182H140ZM167 183V182H166ZM172 183V184H171ZM11 184V183H10ZM37 185V183H34L33 185L37 188L38 186H36ZM43 184V183H42ZM64 184V185H65ZM67 184H69V183H67ZM88 184V183H87ZM110 184V183H109ZM114 184V183H113ZM181 184V183H180ZM44 185V184H43ZM52 185V190L54 189V186H56V185H54L53 186ZM84 185V184H83ZM115 185V184H114ZM125 185V184H124ZM159 185V184H158ZM4 188H3V187ZM5 186H7V185H5ZM10 186V185H9ZM18 186V185H17ZM31 186H32V184H31ZM58 186V185H57ZM56 186V187H57ZM60 186V187H59ZM59 188H61V184H59ZM89 186H90V184H89ZM92 186V185H91ZM117 186V185H116ZM134 186V185H133ZM161 186V185H160ZM26 187V186H25ZM30 187V186H29ZM42 187V188H41ZM47 187V188H46ZM87 187V186H86ZM100 187V186H99ZM106 187V186H105ZM121 187V186H120ZM141 187V186H140ZM153 187H155V185L153 186ZM167 187H169V186H167ZM205 187H206V185H205ZM3 188V189H2ZM102 188V187H101ZM103 188H104V185H103ZM126 188V187H125ZM131 188V187H130ZM158 188V187H157ZM166 188V187H165ZM170 188V187H169ZM173 188V187H172ZM171 188V189H172ZM200 188V187H199ZM202 188H204V187H202ZM208 188H210V186L208 187ZM16 189V188H15ZM21 189V188H20ZM29 189H31V188H29ZM94 189V188H93ZM110 189V188H109ZM139 189V188H138ZM176 189V188H175ZM181 189V188H180ZM184 189H182V191H184ZM14 190V189H13ZM32 190H34V187H33V189ZM36 190V189H35ZM39 191L38 189L34 192L33 191V193H35V194H33L32 193V191H31V193H32V195H34L35 197H33V198H37V196H39L40 194V196H42L43 194H42V191ZM58 190V192H60V191H62L63 189L61 188V190H59V189H57ZM86 190H88V191H86ZM85 191H83V192H81V194L84 196V194H87L86 192H88V193H90L91 194V192L89 191V189H86ZM95 190H97L96 189V187H95V189H94V193L96 192ZM155 190V189H154ZM153 190V191H154ZM7 191H8V189H7ZM6 191V192H7ZM10 191V190H9ZM15 191V190H14ZM14 191H11L13 194L15 193ZM18 192H22V191H19V189L17 190ZM27 191V190H26ZM56 191V190H55ZM55 191H52L53 193V195H56V197H58L59 198V196L61 197V194L62 193H64V191H62V193L60 194V193H58V194H60L59 196H57L58 194H56L55 193ZM114 191V190H113ZM120 191V190H119ZM122 191V190H121ZM130 191H133V190H130ZM152 191V192H153ZM156 191V190H155ZM159 191V190H158ZM167 191V190H166ZM168 191H171V190H168ZM173 191V190H172ZM17 192V193H18ZM46 192V191H45ZM49 192H46L47 194L49 193ZM73 192V191H72ZM99 192V191H98ZM109 192H110V190H109ZM137 192H139V190L137 191ZM151 192V191H150ZM22 193H24V192H22ZM21 193V194H22ZM28 193V192H27ZM30 193V194H31ZM44 193V192H43ZM76 193V192H75ZM74 193V194H75ZM94 193L92 192V194H93V196H95L94 195ZM158 193H160V192H158ZM162 193V192H161ZM168 193V192H167ZM13 194H11V196L13 195ZM29 194V196H31ZM47 194H46V196H47ZM73 194V193H72ZM105 194V193H104ZM108 194V193H107ZM118 194H119V192H118ZM121 194H122V192H121ZM155 194H156V192H155ZM169 194V193H168ZM7 195H10L9 193L7 194ZM16 195V194H15ZM23 195V194H22ZM65 195V194H64ZM76 195H79V196H76L77 198H76V200L79 198V197H82V195H80V193L78 194V193H76ZM89 195V194H88ZM127 195H128V191H127ZM134 195V194H133ZM149 195V194H148ZM217 195H219V197L217 196ZM11 196H9L8 198H10ZM21 196V195H20ZM19 196V197H20ZM27 196V195H26ZM39 196V197H40ZM50 196H52V195H50ZM50 196H49V198H50ZM63 196V195H62ZM98 196V195H97ZM118 196V195H117ZM123 196V195H122ZM158 196V195H157ZM205 196L206 197H210V198H205ZM1 198V201H0V209H2L3 207H7V205H6V200L8 199H6V200H4V198ZM6 197V196H5ZM13 197V196H12ZM22 198L23 197H25V195L24 196H21ZM28 197V196H27ZM74 197V196H73ZM88 197V196H87ZM103 197V196H102ZM110 197V196H109ZM119 197V196H118ZM125 197V196H124ZM146 196H144V198H145ZM155 197V196H154ZM26 198V197H25ZM31 198V197H30ZM40 198H42V197H40ZM48 198V197H47ZM64 198H66V200H68L67 199V197H65L64 196ZM63 197H61L60 199H59V207H60V211H61V213L64 211V214L63 215H68L67 217L69 218L71 215V212H74V210H75V215H76V213H77V211H76V209L78 210L79 208H77L76 207V209H73V211H72V209L70 210L67 206H65L66 204H68V202H69V200H70V198H69V200H68V202L67 203H63L64 201H65V199H64ZM104 198V197H103ZM102 198V199H103ZM196 198V199H195ZM52 199V198H51ZM51 199L50 200H48L47 199V201H49L50 202V204H49V202H47V204H49L50 206H51ZM61 199L63 200V201H61ZM101 199V198H100ZM106 199V198H105ZM109 199V198H108ZM111 199V198H110ZM119 199V198H118ZM151 199V198H150ZM161 199V198H160ZM159 199V200H160ZM169 199V198H168ZM177 199V198H176ZM181 199H179V200H181ZM197 199V200H198ZM215 199V200H214ZM225 199H228V201L227 200H225ZM34 200V199H33ZM36 200H38V199H36ZM42 200V199H41ZM40 200V201H41ZM84 200V199H83ZM82 200V201H83ZM95 200V199H94ZM121 200V199H120ZM172 200V199H171ZM170 200V201H171ZM183 200V201H184ZM212 200H214V201H216L217 203H218V201H220V203L219 204H217L216 202H214V203H216V204H214V203H212ZM222 200H224V201H222ZM44 201V200H43ZM73 203H77L78 201H80V199L78 200V201H75V199H73ZM129 201V200H128ZM163 201V200H162ZM165 201V200H164ZM170 201H168V202H170ZM209 201H211V203L209 202ZM226 201L228 202V203H226ZM23 202V201H22ZM26 202V201H25ZM36 202V201H35ZM53 202V201H52ZM89 202V201H88ZM94 202V201H93ZM93 202H92V204H93ZM101 201H98V203H100ZM103 202V201H102ZM105 202V201H104ZM107 202V201H106ZM105 202V203H106ZM121 202V201H120ZM134 202V201H133ZM143 202V201H142ZM150 203H151V201H149ZM159 202V201H158ZM171 202H173V200L171 201ZM177 203H178V200L176 201ZM221 202H224L223 204H225V205H220V204H222ZM5 203V205L4 206H2L3 204ZM37 203V202H36ZM42 203V202H41ZM53 203H56V201H54ZM70 203L71 202H69V204H68V206H70L71 207V205H70ZM75 203V204H76ZM119 203V202H118ZM123 203H125V200L123 201ZM138 203H140L139 201H138ZM145 203H147V201H145ZM163 203V202H162ZM174 203V202H173ZM201 203V202H200ZM18 204V203H17ZM28 204V203H27ZM84 204V203H83ZM85 204H87V203H85ZM115 204V203H114ZM126 204V203H125ZM149 204V203H148ZM147 204V207L148 208H146V210L148 211V213H153V215L155 214V211H152L151 212V209L152 208H150V207H152V205L154 204V202H153V204H151V206H150V204L148 205ZM156 204V206H157V203H155ZM155 204H154V206H155ZM170 204V203H169ZM179 204H180V202H179ZM179 204H177V205H179ZM193 204V205H194ZM207 204V205H206ZM40 205V204H39ZM45 205V204H44ZM54 205V204H53ZM51 206V211H53L54 213H53V216L52 217H56L57 216V214H59L60 212L57 210V212H55L54 210H56L55 208H53L52 209V207H57V204H55L54 206ZM74 205V204H73ZM81 205V204H80ZM99 205V204H98ZM117 205V204H116ZM122 205V204H121ZM133 205V204H132ZM134 205H135V203H134ZM139 205V206H138ZM137 206L138 207H146V205L143 203V206H141L142 205V203H141V205L140 204H138ZM161 205V204H160ZM159 205V206H160ZM168 205V204H167ZM171 205V204H170ZM173 205V204H172ZM9 206V205H8ZM15 206V205H14ZM36 206H38V203H37V205H35V207ZM41 206V205H40ZM77 206V205H76ZM87 206V205H86ZM94 206L96 207V205L94 204ZM105 206L106 205H103V203H102V205L100 204V207H103V208H101L100 209V207H99V212L101 211H103L104 209H106L105 208ZM108 206H109V203H108V205H107V209H108ZM119 206V205H118ZM128 206V205H127ZM136 206V207H137ZM150 206V207H149ZM162 206H164V205H162ZM175 206V205H174ZM180 206V205H179ZM181 206H183V205H181ZM34 207V206H33ZM46 207H47V205H46ZM45 207V208H46ZM58 207V208H59ZM67 207V208H66ZM72 207H74L75 208V205L74 206H72ZM80 207V206H79ZM90 207V206H89ZM88 207V208H89ZM98 207V206H97ZM110 207V206H109ZM111 207H113L112 205H111ZM115 207V206H114ZM158 207V206H157ZM157 207H154V209L155 208H157ZM161 207V206H160ZM159 207V208H160ZM167 206L165 205V207L164 208H166ZM38 208V207H37ZM44 208V207H43ZM45 208H44V211L46 212L47 211V209H48V207H47V209L45 210ZM82 208V207H81ZM84 208V207H83ZM87 208V207H86ZM94 208V207H93ZM91 209V210H93V211H91V212H93V213H90V211H88L89 213H90V215H92V217H94L93 216V214H95L94 213V210L96 209ZM130 208V207H129ZM134 208H135V206L132 208V210H134ZM149 208H150V212H149ZM163 208V207H162ZM168 208H169V206H168ZM179 208H181V207H179ZM4 209V208H3ZM2 209V211L4 212V210ZM35 208H33V210H34ZM71 211H69V210ZM103 209V210H102ZM111 209V208H110ZM116 209V208H115ZM120 209V208H119ZM142 209V208H138V211H140V210ZM169 209H174L173 208V206L171 207L170 206V208ZM183 209V208H182ZM194 209V210H193ZM196 209V210H195ZM26 210V209H25ZM27 210H29V208H27ZM31 210V209H30ZM39 210H42V208L41 209H39ZM38 209L37 210H35V211H37V213L39 214V211ZM49 210H50V207H49ZM47 211L46 213L48 214L50 211ZM137 210V209H136ZM153 210V209H152ZM156 210V209H155ZM163 210V209H162ZM166 210V212H167V214H169L168 213V211H167V209H164V211ZM179 210V212H180V209H178ZM18 211H19V213H18ZM18 211H16L18 214H20V210H18ZM39 211V212H38ZM44 211L42 210V212L44 213ZM79 211V210H78ZM81 211H82V209H81ZM112 211V210H111ZM114 211V210H113ZM126 211V210H125ZM129 211V210H128ZM127 211V212H128ZM135 211V210H134ZM132 212V213H135V212ZM144 211H145V209H143V213H144ZM146 211V212H147ZM159 211H161V210H159ZM164 211H163V213H164ZM183 211V210H182ZM8 211H6V213H7ZM23 212H24V210H23ZM29 212H31V211H29ZM70 212V213H69ZM85 212H86V210H85ZM107 212V211H106ZM109 212V211H108ZM121 212V211H120ZM130 212V211H129ZM145 212V213H146ZM156 212H158V209H157V211ZM176 212V211H175ZM199 212H201V213H199ZM31 213H34V212H31ZM36 213V214H37ZM41 213V212H40ZM51 213V212H50ZM55 213H57L56 214V216H55ZM60 213V217H58V218H56V219H59V221H60V218H61V216H62V218H65V217H63V215ZM74 213H72V214H74ZM78 213H82V212H78ZM116 213V212H115ZM122 213V212H121ZM120 213V214H121ZM126 213V212H125ZM130 214V213H126L124 216H125V218L122 216V214L120 215L119 214V216H122V217H120L119 219H118V217H117V219H118V221L117 222H119V220L121 219H124V225L127 223V222H129L130 221V219H131V217H129L130 215L133 217V215L134 214ZM139 213V212H138ZM138 213L137 214H135L134 215V218L136 219V217H137V215H138ZM141 213V212H140ZM159 213H161V214H163L162 213V211L161 212H158L157 214H159ZM171 213V212H170ZM182 213V212H181ZM196 213H198L197 214V216H196ZM210 213V214H209ZM217 213V212H216ZM221 213V214H222ZM9 214V213H8ZM15 214V213H14ZM21 214H22V212H21ZM20 214V217L21 216H24L23 214L21 215ZM25 214H27V212L25 213ZM84 212H83V215H81V216H83V217H80L78 214L76 215L77 217H78V219H81V218H85L86 216H88V215H86V216H84ZM87 214V213H86ZM102 214V213H101ZM103 214H104V212H103ZM106 214V213H105ZM130 214V215H129ZM166 214V213H165ZM183 214H181V216H187V214H185V215H183ZM220 214V213H219ZM50 215H52V214H50ZM65 215V216H66ZM75 215H72L71 217H72V219L73 220H75L77 217L75 216ZM113 215H116V214H113ZM129 215V216H128ZM149 215V214H148ZM164 215V214H163ZM175 215V214H174ZM178 215V214H177ZM189 215V214H188ZM212 215V214H211ZM215 215V214H214ZM4 216V215H3ZM33 217L32 218H36L35 216V214L34 215H32ZM39 216V215H38ZM103 216V215H102ZM126 216H128L129 217V220H127L126 221ZM141 216V214L139 215V217ZM156 216V215H155ZM169 216V215H168ZM167 216V219H166V215L163 217L164 218V221H166V220H169V221H171L172 219H171V217L169 216L168 217ZM180 216V215H179ZM190 215H189V217L187 216V218H189V220L187 221V220H185V221H187V223L185 222V230H184V227L182 228V230L180 229V231L179 232H181L179 235L181 236H183V235H185V236H187L188 237V239H186V241L185 242H187V243H191L192 244V247L191 248H193L194 247V251L190 254V256L192 257V258H200L199 257V251H200V243L198 244V242H196L195 241V237H196V235L198 234V228H197V224H199L198 222H197V219L195 218V217H193V218H195V220H192L190 217H191ZM213 216V215H212ZM12 217V216H11ZM19 217V216H18ZM27 217H29V215H27ZM47 217H49V216H47ZM67 217L65 218V220L63 219L62 220V224L64 223L63 221H65L67 224H65L66 226H67V230H68V232L66 231L65 232V230H66V228H62L61 229V231H60V229H59V231L58 232H64V235H66V233H69V235L72 233V231H70L71 229L70 228H72L74 225V228L77 226V228H79V226L78 225H76V222L77 221H72L71 223H68L69 222V220L67 219ZM70 217V218H71ZM74 217H76L75 219H74ZM89 217V216H88ZM88 217H86L85 219H86V221H90V219L88 218ZM91 217V216H90ZM108 217V216H107ZM114 217V216H113ZM139 217H137V219L136 220H139L140 218ZM204 217V216H203ZM223 217V216H222ZM228 217V216H227ZM23 218H25V217H22V219ZM104 218V217H103ZM106 218V217H105ZM139 218V219H138ZM170 218V219H169ZM179 218V217H178ZM185 218V217H184ZM2 219V218H1ZM18 219V218H17ZM49 219H51L50 217H49ZM72 219H70V221L72 220ZM78 219H76V220H78ZM93 219V218H92ZM109 219V218H108ZM116 219V220H117ZM133 219V218H132ZM131 219V221H130V223L131 222H133V220ZM166 219V220H165ZM199 219V218H198ZM203 219V218H202ZM211 219V218H210ZM220 220H221V218H219ZM219 219H217L218 221H219ZM229 219V218H228ZM3 220V219H2ZM19 220H21L20 218H19ZM24 220V219H23ZM31 220V219H30ZM104 220V219H103ZM111 220H112V218H111ZM116 220H115V222H116ZM121 220H120V222H121ZM141 220V219H140ZM146 220V219H145ZM157 220V219H156ZM176 220V219H175ZM200 220H201V216H200ZM199 220V221H200ZM207 220V219H206ZM216 220V219H215ZM1 221V220H0ZM4 221V220H3ZM2 221V222H3ZM68 221V222H67ZM80 221L81 220H79L77 223L78 224H80ZM86 221L84 222V220H82L81 221V223H86ZM97 221V220H96ZM125 221H126V223H125ZM174 221V220H173ZM177 221V220H176ZM212 221V220H211ZM222 221V220H221ZM1 222V223H2ZM15 222V221H14ZM23 222V221H22ZM58 221H56L55 219H54V221H53V218H52V223H57ZM74 222H75V224H74ZM91 222H93V220L91 221ZM88 223V224H82L81 226L83 227V225H89V227H87V226H85V227H87V228H89V229H86L85 227H83L85 230H88V231H90L91 229H92V227H95L96 225H94V226H90V224H93V223ZM114 222V223H115ZM117 222H116V225H117ZM139 222V221H138ZM138 222H134V224H135V227L137 226V224H138ZM149 222V221H148ZM147 222V220L144 222V223H148ZM46 223V222H45ZM59 224H55L58 228H61V226H62V224H60L61 222H58ZM112 223H113V220H112ZM111 223V226H113L114 227V225ZM130 223H127V225H129ZM137 223V224H136ZM140 223V222H139ZM167 223V222H166ZM210 223V222H209ZM216 223V222H215ZM221 223V222H220ZM225 223V222H224ZM4 224H5V222H4ZM53 224V225H54ZM72 224H74V225H72ZM96 224V223H95ZM133 223L132 224H130L131 226V228L133 227L134 229H136L133 225H134ZM149 224V223H148ZM170 224V223H169ZM43 225V224H42ZM51 225V224H50ZM50 225H48V227L50 226ZM64 225V226H65ZM115 225V227L116 228H119V227H122V225H120L119 227H117ZM138 225H140V224H138ZM147 225V224H146ZM164 225V224H163ZM200 225V224H199ZM202 225V224H201ZM206 225V224H205ZM213 225H215L214 223H213ZM225 225V224H224ZM5 226V225H4ZM9 226V225H8ZM26 226V225H25ZM39 226V225H38ZM46 226H47V224H46ZM45 226V227H46ZM55 226V227H56ZM70 226H72V227H70ZM103 226V225H102ZM109 226H110V224H109ZM150 225H148V227H149ZM159 226V225H158ZM182 226V225H181ZM209 226H210V224H209ZM1 227V226H0ZM23 227V226H22ZM27 227V226H26ZM43 226H41L40 227V229L42 228ZM50 227H52V229H53V226L51 225ZM56 227V228H57ZM70 227V228H69ZM91 227V228H90ZM98 227V226H97ZM101 227V226H100ZM127 227H129V226H127ZM142 227V226H141ZM177 227V226H176ZM203 227V226H202ZM213 227V226H212ZM31 228V227H30ZM102 228V227H101ZM123 228H124V226H123ZM131 228H129V229H131ZM137 228H138V226H137ZM147 228V227H146ZM169 228V227H168ZM197 228V229H196ZM199 228H201V226H199ZM215 228H216V226H215ZM219 228V227H218ZM222 228V227H221ZM231 228H233V230H231ZM6 229V228H5ZM23 229V228H22ZM21 229V230H22ZM24 229H26V228H24ZM80 229H82V228H80ZM84 229H82V230H84ZM100 229V228H99ZM115 229V228H114ZM132 230L131 231V233H130V235L131 234H133L132 232L133 231H135V230ZM143 230V232H141L142 230ZM140 229V227H139V230L140 231H138L137 233H138V235L136 234V232L134 233L135 235H132V236H134V237H139V234L141 233V234H145V233H148V231L151 229H149V230H146L145 229V226L144 227H142ZM0 230H3V229H0ZM8 229H6V230H4V232L5 231H7ZM11 230V229H10ZM20 230V229H19ZM20 230V231H21ZM32 230H34V229H32ZM56 231L55 232H57V230L58 229H55ZM63 230V231H62ZM72 230H73V228H72ZM84 230V232L83 233H85L86 231ZM94 232H93V231ZM88 234H84L85 235V237L87 238H90V239H92L93 240V238H96V237H98V238H100V239H98V241H100V242H98V243H105V240H104V238H107V236H109V235H111V234H109L108 233V235H107V232H108V230H107V232H101L100 234L101 235H97L96 233V231H101V230H94V229H92ZM105 230V229H104ZM145 230H146V232H145ZM196 231L195 232V236L193 235V231ZM201 230V229H200ZM199 230V231H200ZM12 231V230H11ZM10 231V232H11ZM15 231V230H14ZM24 231V230H23ZM34 231H36V229L34 230ZM40 231V230H39ZM47 231V230H46ZM71 233H70V232ZM78 231H79V229H78ZM87 231V232H88ZM113 231V230H112ZM121 231V230H120ZM152 231V230H151ZM156 231V230H155ZM172 231V230H171ZM203 231V230H202ZM3 232V231H2ZM16 232V231H15ZM25 232H26V230H25ZM29 232V231H28ZM27 232V233H28ZM40 232H42V231H40ZM80 232V231H79ZM86 232V233H87ZM119 232V231H118ZM126 232V231H125ZM130 232V231H129ZM167 232V231H166ZM173 232V231H172ZM176 232V231H175ZM177 232H178V230H177ZM201 232V231H200ZM212 232H213V230H212ZM22 233V232H21ZM35 233V232H34ZM33 233V234H34ZM73 233H77V230L75 229V232H74V230H73ZM81 233V232H80ZM79 233V234H80ZM91 233V235H89ZM93 233H95V235H97V236H95V237H93ZM104 233H106V237L105 236H103L102 237V235L104 234ZM128 233V232H127ZM169 232H167V234H168ZM209 233H211V231H209ZM219 233V232H218ZM13 234V233H12ZM25 234V233H24ZM32 234V235H33ZM36 234V233H35ZM34 234V235H35ZM63 234V233H62ZM119 234V233H118ZM140 234V235H141ZM149 234V233H148ZM201 234V233H200ZM199 234V235H200ZM208 234V233H207ZM214 234V233H213ZM216 234V237L218 238V234L217 233H215ZM263 234H261V235H263ZM1 235V234H0ZM3 235V234H2ZM27 235V234H26ZM37 235V234H36ZM51 235V234H50ZM55 236H57L58 235V233H57V235L56 234H54ZM63 235V236H64ZM68 235V234H67ZM77 235V234H76ZM81 235V234H80ZM86 235H88V236H86ZM105 235V234H104ZM130 235L128 234V236L130 237ZM143 235H141V236H143ZM220 235V234H219ZM12 236V235H11ZM19 236V235H18ZM28 236V235H27ZM41 236V235H40ZM43 236V235H42ZM46 236V235H45ZM48 236V235H47ZM53 236V235H52ZM54 236V237H55ZM61 236V234L60 235H58V237H60ZM75 236V235H74ZM81 236H83V234L81 235ZM89 236H91V237H89ZM113 236V235H112ZM112 236H111V238L109 237V238H107V239H110L111 240V242L113 243V239H112ZM127 236V239H128V241H129V239H130V241L133 243L135 240H137V238L135 239H133L132 238V236L129 238ZM140 236V237H141ZM144 236H147V234H145ZM150 236V235H149ZM149 236H147V237H149ZM169 236V235H168ZM193 236H194V238H193ZM20 237V236H19ZM23 237V236H22ZM57 237V238H58ZM62 237V236H61ZM65 237V236H64ZM70 237H72L71 235H70ZM84 237V238H85ZM93 237V238H92ZM139 237V238H140ZM146 237V239L147 240H149L148 238ZM202 237V236H201ZM210 237V236H209ZM215 237V238H216ZM1 238H3L2 236H1ZM21 238V237H20ZM33 238V237H32ZM41 238V237H40ZM39 238V239H40ZM48 238V237H47ZM53 238V237H52ZM56 238V237H55ZM56 238V239H57ZM73 238V237H72ZM80 238V237H79ZM83 238V239H84ZM85 238V239H86ZM88 238H87V241H88ZM103 238V239H102ZM142 238V237H141ZM141 238H140V241H141ZM145 238V237H144ZM168 238V237H167ZM166 235H165V239H164V237L162 238V239H164L165 241H166ZM172 238V237H171ZM171 238H169V239H171ZM197 238V237H196ZM11 239V238H10ZM23 239H24V237H23ZM27 239V238H26ZM35 239H37V238H35ZM46 239V238H45ZM51 239V238H50ZM66 239H68V237L66 238ZM124 239V238H123ZM125 239H126V237H125ZM126 239V240H127ZM156 239V238H155ZM173 239H174V237H173ZM177 239V238H176ZM225 239V240H226ZM7 240V239H6ZM34 240V239H33ZM48 240V239H47ZM53 240V239H52ZM51 240V241H52ZM57 240H60V238H58ZM79 240V239H78ZM101 240H103V241H101ZM109 240V241H110ZM147 240H145V239H142V242H145V241H147ZM163 240V241H164ZM12 241V240H11ZM37 241H39V240H37ZM44 241V240H43ZM43 241H41L42 243H43ZM46 241V240H45ZM44 241V242H45ZM50 241V240H49ZM48 241V242H49ZM55 240H53V242H54ZM67 241V240H66ZM83 241V240H82ZM82 241L80 240V242L82 243ZM86 241V240H85ZM94 241H95V244H96V242H97V239L95 240L94 239ZM107 242L106 243H108L109 241L108 240H106ZM126 242L127 244H129V242ZM138 241H139V239H138ZM137 241V242H138ZM164 241V242H165ZM171 241V240H170ZM184 241V240H183ZM216 241H218V243H216L219 247H217L218 249H217V251L218 250H220V249H222L223 251H224V248L225 247H227V245L224 247L223 245H224V242H220V240H216ZM215 241V242H216ZM224 241V240H223ZM16 242V241H15ZM20 242V241H19ZM35 242V241H34ZM33 242V243H34ZM72 242V241H71ZM70 242V243H71ZM111 242H109V244L111 243ZM115 242V241H114ZM130 242V243H131ZM136 242V243H137ZM163 242V243H164ZM225 242H227V240L225 241ZM8 243V242H7ZM14 243V242H13ZM24 243V242H23ZM37 243V242H36ZM58 243H59V241H58ZM94 243V242H93ZM97 243V244H98ZM102 243H101V245H102ZM117 243V242H116ZM131 243V244H132ZM147 243H148V241H147ZM169 243V242H168ZM176 243H177V245H176ZM186 243V244H187ZM206 243V242H205ZM207 243H209V242H207ZM219 243L220 244H223L222 246L221 245H219ZM9 244V243H8ZM49 244H50V242H49ZM54 244H56L57 245V243H54ZM53 244V245H54ZM83 244V243H82ZM86 244H87V242H86ZM94 244V245H95ZM134 244V243H133ZM132 244V245H133ZM146 244V243H145ZM159 244V245H158ZM158 244H156L155 243V245L154 246H152L153 248H154V250L156 251L157 249H158V247H162L161 246V244H160V242L158 243ZM180 244V243H179ZM182 244V243H181ZM184 244V243H183ZM183 244L180 246V245H178V241H176L175 243H174V245H176L177 247H179L178 249H176V248H173V247H171V249L170 250H174V249H176V251H180V250H182L181 248L183 247V250H184V248L185 247H187L188 248V246H183ZM214 244V243H213ZM227 244V243H226ZM236 244V245H237ZM27 245V244H26ZM30 245V244H29ZM35 245V244H34ZM33 245V246H34ZM43 245V244H42ZM41 244L39 245V246H42ZM45 245V244H44ZM51 245V244H50ZM49 245V246H50ZM66 245V244H65ZM80 245V244H79ZM85 245V244H84ZM100 245V246H101ZM107 245V246H106ZM117 245V244H116ZM126 245V244H125ZM131 245V246H132ZM149 245V244H148ZM151 245V244H150ZM157 245H158V247H157ZM173 245V246H174ZM189 245V244H188ZM202 245H205L204 243L202 244ZM206 245H208V244H206ZM205 245V246H206ZM210 245H211V243H210ZM215 245V244H214ZM230 245V244H229ZM228 245V246H229ZM236 245H235V247H236ZM242 245V246H243ZM36 246H37V244H36ZM48 246V245H47ZM55 246V245H54ZM58 246V245H57ZM60 246V245H59ZM62 246H64V245H62ZM71 246H73V245H71ZM74 246H76V245H74ZM106 246V247H105ZM124 246V245H123ZM130 246V245H129ZM146 246V245H145ZM165 246H166V244H165ZM176 246H174V247H176ZM191 246V245H190ZM213 246V245H212ZM211 246V247H212ZM9 247V246H8ZM15 247V246H14ZM43 247V246H42ZM66 247V246H65ZM70 247V246H69ZM77 247V246H76ZM81 246H79V248H80ZM92 247L93 246H91V248H90V250H91V252H92V250H93V252L92 253H94L93 254V256L94 255H96V254H100V253H102L103 251H99V253L97 252L98 251V249H97V251H95L94 249H92ZM102 247H104L102 250H105V249H107V247H108V244H105L104 246H102ZM101 247V248H102ZM110 247V249H109V256H110V253H111V247H113V251L114 250H116L117 249V247H118V245H117V247L115 248V243H114V245L112 246V244H111V246H109ZM108 247V248H109ZM143 247V246H142ZM147 247V246H146ZM181 247V248H180ZM214 247V249H215V247L216 246H213ZM248 247V248H247ZM19 248V247H18ZM31 248H32V246H31ZM40 248V247H39ZM60 248V247H59ZM85 248H86V246H85ZM137 248V247H136ZM145 248V247H144ZM148 248V247H147ZM151 248V247H150ZM152 248V249H153ZM163 248H166V247H163ZM173 248V249H172ZM187 248H185V250L187 249ZM206 248H207V246H206ZM220 248V249H219ZM228 248V247H227ZM6 249V248H5ZM26 249V248H25ZM37 249V248H36ZM43 249V248H42ZM47 249V248H46ZM49 249V248H48ZM54 249V248H53ZM57 249V248H56ZM64 249V248H63ZM63 249H60V250H63ZM68 249V247H66V250ZM81 249V248H80ZM118 249H120V247L118 248ZM117 249V250H118ZM254 249V250H253ZM19 250V249H18ZM66 250H65V252H66ZM71 250V249H70ZM73 250H75V249H73ZM72 250V251H73ZM79 250V249H78ZM78 250H76L75 252H76V254H77V252H78ZM84 250H86V249H84ZM83 250V251H84ZM100 250V249H99ZM111 250V251H110ZM117 250L116 251H114V253L116 252V255L118 256V255H120V254H122L123 252H124V250H123V252L121 253L119 250H118V252H117ZM127 250L128 249H126V251L123 253V256L126 258V257H128L127 255H129V257L130 258H132V259H136V258H138V257H136V258H134L135 257V255L133 256V257H131L130 256V253H128V252H130V250H128V252H127ZM169 249H168V251H170ZM184 250V251H185ZM228 250V249H227ZM238 250H240V252L238 251ZM263 250V251H262ZM7 251V250H6ZM39 251V250H38ZM41 251V250H40ZM57 251V250H56ZM71 251V252H72ZM87 251V250H86ZM106 251H108V250H105L104 252H105V254H107V252ZM112 251V252H113ZM139 251V250H138ZM158 251H160V249H158L156 252H158ZM162 251V250H161ZM189 250L187 249V252H188ZM210 251L212 252V249H210ZM209 251V252H210ZM230 250H228V251H225V253H226V255L228 256V254H227V252H229ZM262 251V252H261ZM21 252V251H20ZM19 252V253H20ZM28 252V251H27ZM35 252V251H34ZM60 252H62V251H60ZM71 252H70V254H71ZM83 253L82 255H86L85 253L86 252H82V251H79L78 252V254L79 253ZM88 252V251H87ZM95 252H97V253H95ZM104 252H103V255H104ZM120 252V253H119ZM126 252H127V254H126ZM132 253H133V250L131 251ZM156 252H154V253H156ZM165 252V251H164ZM172 252V251H171ZM171 252L169 253L168 252V254H170L169 256H168V254H165V255H167V258H169V260L167 259V258H165L166 259V262L168 261V264H172L174 261H173V256L175 257V255H173V254H171ZM187 252H184V253H186L187 254V256H188V253ZM209 253L208 255V259H206L205 261H202V259L199 261V259H196L197 260V262H199L198 264H208V262L212 259V260H215V262H217L216 261V259H214L215 257H213V255H212V253ZM214 252V255L216 254V257L218 256V257H220L219 259H222L221 257H222V253H220L221 252V250H220V252H216L215 250L213 251ZM18 253V252H17ZM18 253V254H19ZM31 253V252H30ZM49 253V252H48ZM57 253H59V252H57ZM64 253V252H63ZM69 253V252H68ZM80 253V254H81ZM118 253V254H117ZM148 253V252H147ZM173 253V252H172ZM176 252H175V250H174V254H175ZM251 253V254H250ZM255 253V254H254ZM60 254V253H59ZM62 254V253H61ZM72 254L74 255H72V259H73V257H75L76 258V254H74V251L72 252ZM77 254V255H78ZM88 254V253H87ZM124 254H126V256L124 255ZM139 254V253H138ZM178 254V253H177ZM179 254H180V257H181V253L179 252ZM182 254H183V251H182ZM185 254V255H186ZM201 254V253H200ZM224 254V253H223ZM243 254V253H242ZM27 255H29V254H27ZM26 255V256H27ZM40 255V254H39ZM115 254H113L112 256H116ZM132 255V254H131ZM137 255V254H136ZM173 255V256H172ZM205 255V254H204ZM211 255H212V257H211ZM225 255V254H224ZM254 255V256H253ZM13 256V255H12ZM17 256V255H16ZM48 256V255H47ZM51 256V255H50ZM49 256V257H50ZM57 256V255H56ZM55 256V257H56ZM65 255H63V256H60V257H64ZM89 256H90V253H89ZM111 256V257H112ZM116 256V257H117ZM122 256V258H124ZM148 256V255H147ZM229 256H231V251H230V253H229ZM234 256V257H235ZM242 256V257H243ZM4 257H5V254H4ZM11 257V256H10ZM36 257V256H35ZM41 257H42V255H41ZM52 257V256H51ZM53 257H54V255H53ZM66 257V256H65ZM71 256L69 255V258H70ZM79 257V256H78ZM95 257V256H94ZM99 257V256H98ZM103 257V256H102ZM104 257H105V255H104ZM139 257H140V255H139ZM151 257V256H150ZM157 257V256H156ZM162 257V256H161ZM182 257H185L184 256V254H183V256ZM33 258V257H32ZM43 258V257H42ZM48 258V257H47ZM82 258H84V257H82ZM97 258V257H96ZM107 258V257H106ZM121 258V261H123L124 260V262L126 261L125 259H122ZM186 258V257H185ZM211 258V259H210ZM250 257H249V259L248 260H251V261H249V262H247V263H250V264H252V259H251ZM2 259V258H1ZM17 258H15V260H16ZM50 259H52V258H50ZM59 259V258H58ZM62 259V258H61ZM79 259V258H78ZM92 259V258H91ZM113 259V258H112ZM141 259V258H140ZM171 259H172V261H171ZM175 259V258H174ZM187 259H189V257L188 258H186V260ZM191 259V258H190ZM210 259V260H209ZM229 259H231V258H229ZM41 260V259H40ZM43 260H44V258H43ZM55 260V259H54ZM64 260V259H63ZM67 260V262L69 261V260H71V259H69L68 260V258L66 259ZM66 260H64V261H66ZM111 260V259H110ZM134 260H132V262L131 261H126L125 263H123V264H135V263H133V261ZM180 260V259H179ZM196 260H194V259H192V261L194 262V261H196ZM209 260V261H208ZM225 260V259H224ZM257 260V261H258ZM2 261V260H1ZM4 261V260H3ZM9 261V260H8ZM23 261V260H22ZM27 261H28V259H27ZM42 261V260H41ZM45 261V260H44ZM85 261H87V260H85ZM88 261H90L89 260V258H88ZM159 261V260H158ZM163 261L165 262V260L163 259ZM177 261V260H176ZM190 261V260H189ZM256 261V262H257ZM10 263H11V261H9ZM100 262H102V261H100ZM114 262V261H113ZM163 262V263H164ZM165 262V263H166ZM187 262H188V260H187ZM187 262H185V263H187ZM192 262V263H193ZM214 262V261H213ZM223 262V261H222ZM225 262V261H224ZM223 262V263H224ZM260 262V261H259ZM46 263H48V262H46ZM52 263V262H51ZM84 264H85V262H83ZM91 263H92V261H91ZM96 263V262H95ZM104 263H108V261L107 262H104ZM110 263V262H109ZM115 263V262H114ZM176 263H179L178 261L176 262ZM190 263H191V261H190ZM191 263V264H192ZM218 263V262H217ZM240 263V262H239ZM246 263V264H247ZM260 263V264H261ZM53 264V263H52ZM55 264H58L57 262H55ZM94 264V263H93ZM116 264V263H115ZM118 264H120V261H119V263ZM122 264V263H121ZM136 264H138V263H136ZM143 264V263H142ZM149 264V263H148ZM159 264V263H158ZM160 264H162L161 262H160ZM167 264V263H166ZM189 264V263H188ZM195 264H197V263H195ZM210 264H211V262H210ZM214 264V263H213ZM216 264V263H215ZM243 264V263H242ZM254 264V263H253Z\"/></svg>",
  "mask_w": 264,
  "mask_h": 264
},
{
  "label": "rangeland",
  "instance_id": "374dc122",
  "mask_svg": "<svg viewBox=\"0 0 264 264\" xmlns=\"http://www.w3.org/2000/svg\"><path fill=\"white\" fill-rule=\"evenodd\" d=\"M11 1V2H10ZM62 2L63 0H59L58 2ZM65 1V2H64ZM62 3H61V7H63L64 5H66L67 4V1H69V0H64ZM73 3H74V1H75V3H77V0H71ZM22 3H25V4H23L22 5ZM29 2L27 1V0H0V12L2 13H0V93H3V92H5V93H3V94H0V104H2V105H4L5 106V108L8 106H11V104L10 105H8L7 103L5 104L4 103V101L5 102H9L11 99L13 100V104H14V106H15V103L17 102L18 103V106H19V110L17 109V103H16V106L14 107V108H16L18 111H19V114H18V112L15 114L14 112H12L11 110L12 109H9V108H7V111L5 112V114H3L4 112L3 111H5V108H4V106H2L3 107V109H2V111L1 112H3V113H1L2 114V117H6V121L8 122H3L4 120H1L0 121V125L2 126V128L0 129L1 131H0V142L3 140L4 142H7V145H9V146H7V147H9V149H10V147H12L10 150L7 148H4V149H2L1 147V149H0V156H2V157H4L5 156V154H7V156H5V166H6V171H9V173L7 172V175L8 174H10V175H8V176H10V177H8V180L6 181V184H4L3 186L5 187H3L2 189L3 190H6L7 191V189H8V191L6 192H4L3 191V195H4V193L6 194V195H4V197L3 196H0V201H1V198L3 197L4 198V200H6L9 196H11V194H13L11 191H14L15 193L10 197V198H8L7 200H6V205H7V207L5 206V207H3L2 209L4 210V212L2 211V209H0V229H3V230H0V264H55V262H57L58 264H84L83 262H85V264H106V263H104V262H107L108 261V263L107 264H118L119 263V261H120V264L122 263H125L126 261H131L132 262V260H134V259H132V258H130L129 257V255H127L128 257H124L123 256V253L126 251V249H128V250H130V252H128V250H127V252L128 253H130V256L131 257H133L134 255H135V257L134 258H136V257H138V258H136L134 261H133V263H138V264H160V262L162 263V264H168V261L166 262V259L165 258H167V255H165V254H168V252L170 253L171 251L173 252H171V254H173V255H175V257L173 256L172 258H173V261H172V259H171V261L173 262L172 264H191L193 261H192V259H194V260H196V259H199V261L202 259V261H205L206 259H208V254L211 252L210 251V249H212V255H213V257H215L214 259H216V261L218 262H215V260H212L211 258V260L208 262V264H210V262H211V264H246L247 262H249V261H251V260H248L249 259V257L251 258V256H252V254H253V252H252V254H251V256L249 255V257H248V259L247 258H245V257H247L248 256V253H247V256H243L244 255V253L245 252H248V249L244 252L243 250L240 252V250H241V248L243 247H245L243 244H240V246L237 244V243H234V242H232L233 240L231 239H226L227 240V242H225L226 240L225 239H219V238H222V237H220L221 236V234H222V232L223 233H225L227 230H230V227L232 226L231 224H229L228 222V220H230L231 221V216L229 215V213H225V212H221V211H216V212H211V214L213 215H211L210 213V217H208V216H206L205 217V215H207L208 214V212H207V210H206V213H204L205 211H202L203 212V214H205V215H203L201 212H199V213H201V214H198V213H196V216H197V214L199 215L197 218L195 217V213H194V216H193V214H192V216H191V214H190V212L188 213H185V214H187V216L189 217V215L191 216L190 218L192 219V220H195V218L197 219V222L200 224H197L196 226H197V228L201 231H197L198 232V234L196 235V237H195V241L196 242H198V244L200 245V253L198 254L199 255V257L201 258H192L191 256H190V254L195 250L194 249V247L193 248H191L192 247V244L191 243H187V242H185L186 241V239H188V237L187 236H185V235H179L181 232H179L180 231V229L182 230V228L186 225L185 224V222L187 223V221L189 220V218H187V216L185 215V214H183L185 211H188L189 210V208H188V210H186L185 208V204H183V202L184 203H190V202H193V204H194V201H191L193 198H188V200L189 201H186L185 202V200L183 201L181 198H180V196H184V195H182V194H184V192H185V189H184V185H185V182L186 181H184L182 178H183V176H181V174H183L182 172H184V168L185 167H187L188 168V166H189V168L190 167H194V169L195 170H197V168H198V171H199V175H200V169H202L203 168V171H204V169L205 168H207V170L205 169V173L203 172L201 175L202 176H204V177H202V176H199V175H196L195 176V174H194V176H193V178H191V179H187V181H188V184L190 183V181L191 180H193L194 178V181H195V183H196V181L197 180H199L197 183H196V188H197V186L200 184V182L202 181H204V178H205V181L204 182H206L207 180V176H208V180H210V178H211V180H210V182L209 181H207V182H209V185L207 184V182H206V184H204V182H203V184H200L199 185V187H198V189H201L202 190V192H204V191H206V190H204L205 188L207 189V191L209 190V189H211V190H209L208 191V193L209 192H213V193H217L218 194V192H221V190H217V189H215V188H211V187H213V186H215L216 185V187L218 188V186L220 187L221 186V184L219 185H217V184H215V182H222V181H220V180H217V177L216 178H213L212 176H211V172L209 171V173H208V169H209V167H211V164H210V162H209V165L210 166H208V164L206 165L205 163H203L200 159L201 158H199V159H197V160H200V162L198 161L197 162V160L195 159L194 161L193 160H191V159H189L190 161H191V163L188 161V164H186L185 162H181L182 160H181V158L183 159V156L186 154H188V152H186L185 150H187V149H185V146L183 147V145L181 146L182 148L180 149V147H176V146H174V145H172L171 143H168L167 144V146H166V143L167 142H165V143H163V144H161V143H158V144H160V145H154V147H153V145H149V146H143V148L141 147H139L138 148V146H134V145H129L128 147L126 146H123L122 144V142L123 141H127V142H130L132 139H133V141H135L137 138H138V136H139V138H140V136H143L144 137V135H146V137H147V135L149 136V137H153L154 136V134H156V133H154V131H156V130H154V127H155V125L154 124H152V123H154L153 121H154V119H152V118H150V119H147V120H139V119H134V118H136V114H137V111L136 110H134V109H131L130 110V112H129V108H128V110L125 108V107H127L128 106V104H129V102H128V98H126V99H123V98H125V96L123 95L124 93H127V92H125L124 90H126L127 91V89L125 88V85L123 84V83H121V82H118V81H116V75H117V73H118V71L120 70V72H122V70L124 69V71L123 72H126V74H128V76L129 75H132V76H134L135 74V78H133L132 77V79H134V80H130V84H131V82H132V86H134V94L136 93L135 92V90L138 92V94L140 93V99L139 100H137V102H139L140 103V105L141 106H145L146 107V109L149 111V110H151V108H155V107H157V108H160V107H158V106H156L157 104H156V101L155 102H153V104H152V102H151V100H152V97L149 95L150 93L152 94V92H153V90L157 87L156 85L158 84L159 85V83H160V79H159V75L157 76L156 74H154L155 76H156V78H155V76L153 75V73L151 74V75H149V74H145V75H143L142 76V74H140V73H138V70H141V68H139V67H141V64H140V61H142V60H139V62L138 61H132L131 60V65H130V60H128L126 63H125V61L124 62H122L121 60L122 59H119V61L118 62H120L121 61V63H117V62H115V63H117L116 64V67H117V69L115 68V67H113V69L115 70V71H113V69L112 68H108L107 66L108 65H105L112 57H110V55H109V57H110V59H109V57H108V55H104V56H106V57H104L103 59V62H102V64H98V68L96 67L97 65H93L94 66V68H91V67H83V69H85V70H83L84 72H82L81 74H78V72H77V74L76 73H70V72H72V70L70 69V70H68V71H64V70H67V66H68V61H66L65 59H68V56L67 55H69V57L70 56H72V57H75L76 55H74V54H76L77 53V55H83V53H84V57H86V55H94V50L92 49V47H87L88 49H84L86 46H81V48L79 47V46H76V45H73V41H75V42H80V38H81V35H75V34H73L72 35V33H71V35L69 36H66L67 35V33H65L64 32V34L62 33V34H58L57 36H56V34L53 32V30H52V28L50 27V25L49 24H43L44 25V28H42V24H39L38 22H36L35 20H33V19H36L35 17L36 16H42V18H46V19H48V22L50 21V19L52 18L53 19V17H54V19H56V17L55 16H53L54 15V13H51L52 12V10L50 9L51 7H52V5L50 6H39V8L38 9H36L37 10V12L35 11V10H33V9H30V8H28V7H26V6H28L27 4H28ZM54 3V2H53ZM66 3V4H65ZM9 4V5H8ZM11 4V5H10ZM13 5V6H12ZM59 5H60V3H59ZM17 6H19V7H17ZM22 6V7H21ZM25 6V7H24ZM14 7V8H13ZM24 7V8H23ZM16 8V9H15ZM21 8V9H20ZM42 9V10H41ZM85 9V10H84ZM82 8L81 7V11H79V8H78V11H79V13L81 14L82 12H84V13H82V18H84V17H86V7L85 8ZM21 10V11H20ZM25 10V11H24ZM42 11H44V12H42ZM7 12V13H6ZM16 12V13H15ZM20 12V13H19ZM28 12V13H27ZM32 12L34 13V15H36V16H34L33 17V15H31L32 14ZM54 12V11H53ZM13 13V14H12ZM43 13V14H42ZM65 13V12H64ZM7 14V15H6ZM9 14H11V15H9ZM28 14V15H27ZM38 14V15H37ZM47 14V15H46ZM66 14V16H64V14L62 15V17L64 16V17H68V18H70L69 17V15H68V12L67 13H65ZM30 15V16H29ZM46 15V16H45ZM51 15H52V17H51ZM60 15V14H59ZM26 16V17H25ZM32 17V18H31ZM49 17V18H48ZM64 17H63V19H64ZM23 18V19H22ZM68 18H65V19H68ZM26 19H27V21H26ZM51 19V20H52ZM14 21H16V22H14ZM22 21V22H21ZM26 23H25V22ZM29 21V22H28ZM86 21V20H85ZM34 23V24H32V26H31V23ZM64 22H66L67 23V21L65 20H63V21H61V23L62 24H59V27H60V29H62V28H64L65 30L68 28V25H69V28L66 30V31H68V30H70V27L71 28H73V26L74 25H71L70 23H68V24H63ZM23 23V24H22ZM29 23V24H28ZM78 23H79V25H78ZM78 23H75V26H76V29H78V31H82L81 33L85 36V34L86 33H84L83 32V30L82 29H84V27L86 26V23L84 24H82V22H81V24H80V22H78ZM35 24H36V26H35ZM19 25V26H18ZM30 25V26H29ZM39 25H40V27H39ZM46 25V26H45ZM62 25H64L63 27H62ZM65 25H66V27H65ZM83 25H85V26H83ZM5 26V27H4ZM18 26V27H17ZM49 26V28H46V27H48ZM75 26H74V28H75ZM78 26V27H77ZM81 26H83V28L81 27ZM20 27V28H19ZM34 27V28H33ZM39 29H38V28ZM81 27V28H80ZM2 28V29H1ZM14 28H15V30H14ZM20 29V31H19V29ZM23 28V29H22ZM24 28L26 29V31L24 30ZM73 28V29H74ZM80 28V29H79ZM9 29V30H8ZM48 29V30H47ZM22 30V31H21ZM46 30V31H45ZM64 30V31H65ZM11 33H10V32ZM52 31V33H50V32ZM84 31H86V28L84 29ZM9 32V33H8ZM21 32V33H20ZM27 32V33H26ZM46 32V33H45ZM26 33V34H25ZM5 36H4V35ZM32 34V35H31ZM40 36H39V35ZM68 34H70V33H68ZM80 34V33H79ZM16 35V36H15ZM19 35H21V36H19ZM61 35H62V37H61ZM66 36L65 38H64V36ZM14 36H15V38H14ZM24 36V37H23ZM60 36V37H59ZM77 36H79V37H77ZM9 37V38H8ZM27 37V38H26ZM43 37V38H42ZM49 37V38H48ZM57 37V38H56ZM72 37V38H71ZM11 38V39H10ZM54 38H56L55 40H54ZM59 38H61V39H59ZM69 39V42H72V44L71 43H69L68 42V39ZM78 38H79V40H78ZM6 39V40H5ZM20 39V40H19ZM27 41H26V40ZM35 39H37V40H35ZM65 39H67V40H65ZM70 39H71V41H70ZM77 39V40H76ZM5 40V41H4ZM59 40V41H58ZM63 40H65L66 42H65V44H64V41ZM52 41H58V42H55V45H54V42H52ZM32 42V43H31ZM75 42H74V44H75ZM5 43V44H4ZM9 43H12V44H9ZM63 43V44H62ZM68 43V44H67ZM23 44V45H22ZM65 45V46H72V51L71 52H69V50H66V49H63L62 48V45ZM3 45V46H2ZM37 45V46H36ZM47 47H46V46ZM58 45H61V46H58ZM32 46V47H31ZM74 46H76V47H74ZM13 47V48H12ZM55 47H57V48H55ZM58 47H59V49H58ZM65 51V52H67V53H62L63 51H62V49ZM78 47V48H77ZM84 47V48H83ZM54 50H53V49ZM75 50H74V49ZM80 48V49H79ZM15 49V50H14ZM57 49V50H56ZM43 50V51H42ZM78 50V51H77ZM81 50H83V51H81ZM22 51V52H21ZM77 51V52H76ZM89 51V53L90 52H92V53H87ZM44 52V53H43ZM80 54H79V53ZM94 52V53H93ZM19 53H21V55L19 54ZM26 53V54H25ZM36 54V55H33V54ZM52 53H53V55H52ZM57 53V54H56ZM69 53V54H68ZM70 53H72L73 55H70ZM32 54V55H31ZM41 54V55H40ZM45 54V55H44ZM58 54H59V56H58ZM64 54V55H63ZM86 54V55H85ZM23 55H24V57H23ZM66 55V56H65ZM16 56V57H15ZM38 56V57H37ZM40 56H41V58H40ZM44 56H46V57H44V59L45 60H43V57ZM48 56V57H47ZM56 56V57H55ZM58 56V57H57ZM61 56V57H60ZM3 57V58H2ZM8 57H9V59H8ZM60 57V58H59ZM76 57H79V56H76ZM30 59V61L29 60H27V59ZM35 59L34 61H35V63L32 61L33 59ZM36 58H38V60H36ZM62 58V59H61ZM65 58V59H64ZM71 58V57H70ZM108 58V59H107ZM4 59V60H3ZM14 59V60H13ZM40 59V60H39ZM56 59V60H55ZM59 59H61V61L59 60ZM63 59H64V62H63ZM106 59V60H105ZM26 60V61H25ZM47 60V61H46ZM16 61V62H15ZM27 63H25V62ZM32 61V62H31ZM45 61V62H44ZM56 61V62H55ZM144 61V60H143ZM15 62V63H14ZM40 62V63H39ZM44 62V63H43ZM59 62V63H58ZM133 62H135L136 64H134ZM29 63V64H28ZM34 63V64H33ZM49 63V64H48ZM54 63V64H53ZM64 63V64H63ZM9 64V65H8ZM16 64V65H15ZM39 64H40V66H39ZM57 66H56V65ZM80 64H81V62H80ZM122 64H123V66H122ZM138 64H139V66H138ZM4 65V66H3ZM21 65V66H20ZM26 65L28 66L27 68H26ZM32 66V68H31V66ZM36 65V66H35ZM48 65V66H47ZM67 65V66H66ZM82 65H83V62H82ZM84 65H86L85 63H84ZM105 65V66H104ZM117 65H119V66H117ZM133 65H135V66H133ZM137 65V66H136ZM6 66V67H5ZM16 66V67H15ZM54 66V67H53ZM69 66H70V64H69ZM92 66V67H93ZM104 66V67H103ZM122 66V67H121ZM125 66V67H124ZM126 66H129L128 67V70H129V72H128V70H127V67ZM8 67V68H7ZM9 67H10V69H9ZM42 67V68H41ZM46 67V68H45ZM100 67H102V68H100ZM106 67H107V69H106ZM119 67H120V69H119ZM124 67V68H123ZM131 67V68H130ZM135 68V69H133V70H136V71H133L132 70V68ZM137 67V68H136ZM20 68V69H19ZM35 68V69H34ZM45 68V69H44ZM66 68V69H65ZM96 68V69H95ZM105 68V69H104ZM126 68V69H125ZM139 68V69H138ZM17 69H18V71H17ZM22 69V70H21ZM28 69V70H27ZM30 69H32L33 71H31ZM37 69V70H36ZM40 69H41V71H40ZM87 69V70H86ZM88 69H91V70H88ZM94 69V70H93ZM109 70V69H112V70H109L106 74L104 73V74H102L103 73V71L101 72L100 70ZM145 68H142V70H144ZM147 69H149V70H151V72H152V69L151 68H147ZM3 70H5V72H3ZM7 70H11V72L10 71H7ZM14 72H13V71ZM21 70V71H20ZM62 70V71H61ZM96 70H98V72L96 71ZM116 70H118V71H116ZM126 70V71H125ZM132 70V71H131ZM149 70H147L148 72H149ZM15 71H16V73H15ZM35 71H37V72H35ZM94 71V72H93ZM110 71H111V74H110ZM9 72V73H8ZM20 72V73H19ZM25 72V73H24ZM28 72H34L33 74L31 73H28ZM53 72V73H52ZM56 72V73H55ZM67 72H69V73H67ZM88 72V73H87ZM105 72V71H104ZM133 72L135 73L134 75H133ZM137 72V73H136ZM2 73V74H1ZM13 73V74H12ZM22 73V74H21ZM24 73V74H23ZM61 73H63V74H61ZM86 73V74H85ZM94 73V74H93ZM21 74V76H19ZM26 74H27V76H26ZM29 74V75H28ZM49 76H48V75ZM54 74V75H53ZM58 74H60V75H58ZM64 74H65V76H64ZM71 74V75H70ZM72 74H74V75H72ZM113 74H115L114 76H113ZM138 74H140L141 76H142V79L144 80L145 79V81H143V80H141V76L139 75L138 76ZM6 75V76H5ZM36 75V76H35ZM88 75H89V77H88ZM91 75H93V76H91ZM146 75H147V77H146ZM154 77H153V76ZM3 76V77H2ZM18 76V77H17ZM23 76V77H22ZM32 76H35V78L33 77L32 78ZM40 76V77H39ZM46 76V77H45ZM51 76H52V78H51ZM56 76V77H55ZM60 76V77H59ZM70 76V77H69ZM79 76V77H78ZM96 76V77H95ZM100 78H99V77ZM109 76V77H108ZM139 77V79H138V77ZM149 76V77H148ZM7 79H6V78ZM21 77V78H20ZM50 77V78H49ZM57 77H58V79H57ZM65 77V78H64ZM68 77V78H67ZM73 77V78H72ZM79 79H78V78ZM91 77H93V79L91 78ZM103 77V78H102ZM106 77V78H105ZM109 79H108V78ZM145 77V78H144ZM152 77V78H151ZM1 78H2V80H1ZM9 78V79H8ZM26 78H28V79H26ZM47 78V79H46ZM64 78V79H63ZM83 78V79H82ZM97 78V79H96ZM114 78H115V80H114ZM149 78V82H148V80L147 79ZM39 79V80H38ZM63 79V80H62ZM103 79H105V80H103ZM135 79H136V81L138 82H136L135 81ZM152 79V80H151ZM155 79V80H154ZM158 79H159V83H158ZM7 80V81H6ZM48 80V81H47ZM53 80V81H52ZM69 80V81H68ZM76 80H77V82H76ZM79 80H80V82H79ZM81 80H83V81H81ZM91 80V81H90ZM95 80V81H94ZM106 80H108V82L106 81ZM112 80V81H111ZM113 80H114V82H113ZM141 80V81H140ZM147 80V81H146ZM16 81V82H15ZM20 81V82H19ZM57 81H59L58 83H57ZM61 81V82H60ZM64 83H63V82ZM93 81L95 82V83H93ZM99 81V82H98ZM102 81V82H101ZM109 81H111L112 83H114V84H123L122 86V88H121V85L120 86H118V88H120V89H118V90H120V93L118 94V92L116 93V91H117V88H116V91H115V94L117 95H115V97L113 98V96L114 95H112V94H114V91L112 90V89H109V92L110 91H112L111 93L112 94H109V92H107L108 90H107V88L105 87V88H103V86H105L104 85V83L106 84V83H109ZM115 81L117 82V83H115ZM151 81V82H150ZM65 82H67V84L65 83ZM86 82V83H85ZM104 82V83H103ZM136 82V83H135ZM145 82V83H144ZM155 83V82H157V84L155 83L154 85H153V83ZM2 83V84H1ZM11 83V84H10ZM19 83V84H18ZM26 83V84H25ZM51 83V84H50ZM53 83H54V86H53ZM85 83V84H84ZM91 83V84H90ZM100 83V84H99ZM126 83H128V82H126ZM140 83V84H139ZM144 83V84H143ZM147 83V84H146ZM150 83H151V87H153L152 89H151V87H149V86H147V85H150ZM15 84V85H14ZM22 84V85H21ZM96 84H97V86L98 85H101V84H103L100 88H102V90H100V88H98V87H96ZM136 86H135V85ZM142 84V85H141ZM4 87V85H5V87L7 88V90L8 91H10L11 92V96H10V92H7L4 88H2V86ZM57 85V86H56ZM68 85V86H67ZM85 85V86H84ZM87 85H89V89H88V91H89V93L91 94V95H93V97H92V99L94 100V98H95V96L97 97V98H99V99H97L96 100V98H95V100L93 101V102H87V100L85 101V99H86V97L82 94V92H80V94H78L79 92H77V90L78 91H82V90H84V88H86L87 87ZM139 85H141V86H139ZM9 86H10V88H9ZM52 86V87H51ZM62 88H61V87ZM65 86V87H64ZM145 87V88H143V87ZM160 87H161V85H159ZM12 87V88H11ZM26 87V88H25ZM49 87H50V89H49ZM67 87H69V88H67ZM82 87V88H81ZM84 87V88H83ZM127 87V86H126ZM139 87V88H138ZM163 87V86H162ZM16 88H18V89H16ZM25 88V89H24ZM38 88V89H37ZM43 88V89H42ZM77 88H79V89H77ZM98 88V89H97ZM142 88V89H141ZM147 88H150V89H148L149 91H147ZM185 88H187L186 90H190L189 89V86L188 87H185ZM184 87L182 88V89H185ZM31 89V90H30ZM32 89L33 90H37V91H35V94H34V92L32 93V95L30 96L29 95V97H30V100H29V98L27 97V98H25L24 97V95L26 96V93H28V91L30 90V91H32ZM40 89V90H39ZM55 89V90H54ZM61 89V90H60ZM66 89V90H65ZM72 89V90H71ZM103 89H105V90H103ZM121 89H122V91H121ZM124 89V90H123ZM139 89H141V90H139ZM50 90H51V92H50ZM57 90V91H56ZM68 90V92H66ZM76 90V92H74ZM145 90V91H144ZM152 90V91H151ZM64 91H65V93H64ZM141 91V92H140ZM19 92V93H18ZM62 92V93H61ZM72 92H73V94H72ZM85 92V91H84ZM144 92V93H143ZM149 92V93H148ZM8 93V94H7ZM42 93V94H41ZM53 93H54V95H53ZM108 93V94H107ZM165 93H168V92H165ZM5 94V95H4ZM29 94V93H28ZM27 94V95H28ZM48 94V95H47ZM68 94V95H67ZM85 94V93H84ZM86 94H87V92H86ZM99 94H102V95H99ZM128 94H130V93H128ZM141 94H143L144 95V97H143V95H141ZM147 94V95H146ZM2 95V96H1ZM10 96L11 97V99L9 100V101H7V99H9L7 96ZM15 96L14 97V99H13V97L12 96ZM38 95V96H37ZM71 97H70V96ZM76 95H80V96H76ZM97 95H99V96H97ZM104 95L106 96V98L104 97ZM108 95V96H107ZM112 95V96H111ZM123 97H122V96ZM153 95V100H155L156 98H155V96H154V94H152ZM24 97V98H22V97ZM36 96V97H35ZM45 98H44V97ZM50 98H48V97ZM63 96V97H62ZM83 97V100L81 99L82 97ZM103 96V97H102ZM147 98H146V97ZM167 96H169V95H167ZM4 97V98H3ZM16 97H18V98H16ZM57 97H60V98H57ZM101 97V98H100ZM107 97H110V99L109 98H107ZM120 97H121V99H120ZM142 97V98H141ZM148 97H150V98H148ZM3 98V99H2ZM7 98V99H6ZM16 98V99H15ZM48 98V99H47ZM63 98V99H62ZM70 98V99H69ZM102 98L104 99V100H102ZM112 98V99H111ZM120 99L119 101H121V102H119L118 101V99ZM20 99H21V101H20ZM34 99V100H33ZM55 99H56V102H55ZM101 99V100H100ZM108 99H109V102H108ZM113 99H114V101H113ZM117 99V100H116ZM145 99V101H147V102H145V101H143ZM168 99H169V97H168ZM3 100V101H2ZM12 100H11V102H12ZM14 100H16V101H14ZM28 101V105H26V103H27V101ZM41 100V101H40ZM46 100H47V102H46ZM50 100V101H49ZM53 100V101H52ZM69 100V101H68ZM75 100V101H74ZM106 100V101H105ZM127 100V101H126ZM150 100V101H149ZM20 101V102H19ZM39 101V102H38ZM73 101H74V103H73ZM77 101V102H76ZM79 101V102H78ZM83 101V102H82ZM97 101V102H96ZM101 101V102H100ZM111 101H113L114 103H111ZM141 101V102H140ZM2 102V103H1ZM10 102V103H11ZM64 102H66V103H64ZM69 102V103H68ZM87 102V103H86ZM102 102L103 103H105V104H102ZM121 103V104H119V103ZM169 102V101H168ZM33 103H35V104H33ZM53 103V104H52ZM54 103H56V104H54ZM62 103V104H61ZM85 103V104H84ZM142 103H144V104H142ZM41 104V105H40ZM47 104V105H46ZM64 104V105H63ZM67 104H68V106H67ZM70 104H72V105H70ZM74 104V105H73ZM87 104V105H86ZM107 104V105H106ZM117 104V105H116ZM146 104H147V106H146ZM154 105V107L152 106L151 108H149V105ZM156 104V105H155ZM7 105V106H6ZM36 105V106H35ZM49 105V106H48ZM53 105V106H52ZM82 105V106H81ZM86 105V106H85ZM104 105V106H103ZM40 106V107H39ZM71 108H70V107ZM143 106V107H144ZM2 107H0V108H2ZM53 107V108H52ZM67 107H69L68 109H67ZM79 107V108H78ZM84 107V108H83ZM89 107V108H88ZM106 107V108H105ZM107 107H109V108H107ZM110 107H112V108H110ZM12 108H13V106H12ZM38 110H37V109ZM39 108H40V110L41 111H39ZM42 108V109H41ZM44 108H47V109H44ZM61 110H60V109ZM66 108V110H64ZM78 108V109H77ZM86 108V109H85ZM95 108H97V109H95ZM113 108H114V110H113ZM156 108V109H157ZM8 109H9V111H8ZM28 109H30V110H28ZM74 109V110H73ZM89 109V110H88ZM91 109V110H90ZM1 110V109H0ZM43 110H44V112H43ZM49 110V111H48ZM58 110V112H59V115L57 114L58 112H56V111ZM76 110H78V111H76ZM84 110V111H83ZM95 110H96V112H95ZM103 110V111H102ZM118 110H119V116H118ZM14 111V110H13ZM55 111V112H54ZM65 111V112H64ZM68 113H67V112ZM91 111V112H90ZM100 111V112H99ZM106 111H108V112H106ZM110 111V112H109ZM125 111V112H124ZM157 111H159V109H157ZM156 111V112H157ZM12 112V113H11ZM22 112V113H21ZM38 112V113H37ZM71 114H70V113ZM87 112V113H86ZM106 113V114H104V113ZM115 112V113H114ZM124 112V113H123ZM154 113V114H157L156 116L158 117L157 119H158V121H159V119H162V120H166V115H169L170 114V116L172 117L173 115H175V114H173V113H170V112H166V113H164L163 115H162V113H160V112H158L159 113V115H158V113ZM22 115H21V114ZM46 113V114H45ZM50 113V114H49ZM65 113V114H64ZM74 113V114H73ZM78 113V114H77ZM113 113V115H111ZM117 113V114H116ZM125 114L126 113V115H123V114ZM130 113H132V116H128V115H131ZM0 114V115H1ZM7 114V115H6ZM11 114V115H10ZM13 114V115H12ZM14 114H15V116H14ZM18 114V115H17ZM35 114V115H34ZM43 114H44V116H43ZM64 114V115H63ZM81 114V115H80ZM84 114V115H83ZM123 115V117H125V118H127L126 119V121L127 122H125V123H127V125H125V123H124V121L122 122V125L118 122V121H120V120H118L122 115ZM128 114V115H127ZM161 114V115H160ZM166 114V115H165ZM16 115L17 116H19V115H21V116H23V119H21L20 117H17V118H19V119H17L16 118ZM90 115V116H89ZM94 115H96V116H94ZM102 115V116H101ZM105 115H106V117H105ZM136 115V116H135ZM14 116V117H13ZM51 116V117H50ZM54 116V117H53ZM58 116H61V117H58ZM76 116H78L77 118H76ZM135 116V117H134ZM170 116H167V120H171V117ZM1 117V116H0ZM1 117V119H5V118H2ZM27 117H29L30 119H32V120H30L29 118H27ZM67 117V118H66ZM108 117H110V118H108ZM117 117H119V118H117ZM131 117H134V118H131ZM164 119H163V118ZM174 117V116H173ZM173 117H172V119H173ZM12 120H11V119ZM36 118V119H35ZM53 118V119H52ZM61 118V119H60ZM63 118V119H62ZM76 118V119H75ZM89 118H91V119H89ZM131 120H130V119ZM143 118H146V117H144L143 116ZM8 119V120H7ZM13 119H16V121H13ZM55 119H57V120H55ZM96 121H95V120ZM110 119V122L113 120L114 122H118V124L117 123H113V121L111 122V123H109V120ZM156 119V120H157ZM17 120H19L18 122V124L19 125H13L12 123H16L17 122ZM25 120V124H24V121ZM34 120V121H33ZM73 120V121H72ZM82 120H83V122H82ZM86 120V121H85ZM137 120V121H136ZM148 120H149V122H148ZM33 121V122H32ZM75 121V122H74ZM89 121V122H88ZM95 121V122H94ZM100 121V122H99ZM134 121H136V122H138V121H140V122H138V123H136V122H134ZM142 121V122H141ZM55 122V123H54ZM168 122H170V121H168ZM23 125H21V124ZM37 123V124H36ZM68 123V124H67ZM71 123V124H70ZM73 123V124H72ZM76 123V124H75ZM101 123V124H100ZM124 123V124H123ZM141 125H140V124ZM12 124V125H11ZM17 124V123H16ZM36 124V125H35ZM51 124V125H50ZM90 124V125H89ZM91 124H92V126H91ZM110 126H109V125ZM112 124H115L116 126H114V125H112ZM129 124V125H128ZM132 124V125H131ZM149 124V125H148ZM40 125V126H39ZM53 125V126H52ZM69 125H72V126H69ZM74 125H76V126H74ZM102 125V126H101ZM118 125V126H117ZM122 126V128H120L119 126ZM151 125V126H150ZM0 126V127H1ZM9 126L11 127V128H9ZM20 126H22L23 127V129H24V131L26 130L25 129V127L26 128H32V129H30L32 132H34V133H36L35 135H38V137L41 139H39L40 141H42L40 144H38V139L36 138V136L29 130V128H28V133H29V131L31 132V134H29V138L28 137H26V140H28L29 139V141H27V142H29V143H32V142H30V136H35V139L37 140V141H35L34 143H36L35 145L36 146H34V144H32V146L28 143L27 144V142H26V140L24 141L25 143H22L21 142V144L22 145H24V144H27L26 146H28V145H30L29 147L31 148V151L32 150H34V151H32L33 152V154H32V152H30V151H27V149L26 148H29V147H23L22 145H20V143H19V141H17L18 139H17V137H18V135H21V132H19V131H21V130H23V129H21L22 127H20ZM48 126V127H47ZM56 126V127H55ZM74 126V127H73ZM102 127L101 129H102V133H101V129H99L98 127ZM112 126V127H111ZM126 126V127H125ZM143 126V127H142ZM145 126V127H144ZM157 126V125H156ZM17 127V128H16ZM39 127V128H38ZM43 127V128H42ZM52 127V128H51ZM77 127V128H76ZM84 127V128H83ZM106 127V128H105ZM111 127V128H110ZM113 127H115V128H113ZM128 127V128H127ZM132 127V128H131ZM139 127V129H137ZM142 127V128H141ZM148 127H153V128H151V129H153V130H151L150 128H148ZM17 130H16V129ZM48 128V129H47ZM72 128V129H71ZM75 128V129H74ZM105 128V129H104ZM124 128V129H123ZM146 128H148V129H146ZM5 130L4 132H3V130ZM21 129V130H20ZM36 129V130H35ZM39 129V130H38ZM68 129H69V131H68ZM76 129H78V130H76ZM95 129V130H94ZM112 129V130H111ZM119 129V131H116V130H118ZM131 129V130H130ZM137 129V130H136ZM9 132H8V131ZM59 130V131H58ZM92 130V131H91ZM110 130V131H109ZM121 130V131H120ZM134 130V131H133ZM173 130V129H172ZM44 133H43V132ZM51 131V132H50ZM73 131V132H72ZM94 131V132H93ZM105 131V132H104ZM112 131V132H111ZM133 131V132H132ZM139 131H142V132H139ZM147 131V132H146ZM6 132V133H5ZM76 132V133H75ZM88 132H90V133H88ZM116 132V133H115ZM119 132V133H118ZM143 132H145V134L143 133ZM28 133H27V135H28ZM43 135H42V134ZM96 133V134H95ZM114 133V134H113ZM124 133V134H123ZM127 133H131L130 135H133V136H136V134L138 135V136H136L137 138L134 140V138L135 137H131V140H130V137H129V134H127ZM133 133V134H132ZM141 133V134H140ZM1 134L3 135V136H1ZM10 134V135H9ZM58 134V135H57ZM82 134V135H81ZM86 134V135H85ZM94 134V135H93ZM103 134H104V136H103ZM106 134H107V136H106ZM118 134H120V135H118ZM143 134V135H142ZM60 135H62V136H60ZM67 135V136H66ZM73 135V136H72ZM102 135V137L103 138H105V140L107 139V141L108 140H110L108 143H110L111 145H114L113 147L112 146H108V143H106V141H103V139H101V138H99L100 136ZM45 136V137H44ZM84 136V137H83ZM90 136V137H89ZM99 136V137H98ZM118 136H120V137H118ZM127 136V137H126ZM65 137V138H64ZM81 137V138H80ZM123 137H125L126 139L124 140V138ZM71 138H72V140H71ZM73 138H75V139H73ZM95 138V139H94ZM98 140H97V139ZM120 138V139H119ZM129 140H128V139ZM45 139V140H44ZM80 139V140H79ZM118 139L120 140V142L122 141V139H123V141L120 143V142H118ZM15 140H16V142H18L17 144L15 143ZM49 140V141H48ZM59 140L61 141V142H59ZM92 140V141H91ZM1 142V143H4V142ZM96 141L98 142H101V141H103V143H106L107 144V147H100L99 145L101 144V143H96ZM116 143H115V142ZM133 141H131L130 143H132ZM13 142V143H12ZM44 142V143H43ZM70 142V143H69ZM15 143V144H14ZM55 143V144H54ZM60 143H61V145H60ZM84 143V144H83ZM102 143V144H103ZM121 144L122 146H121V148H118V145H116V144ZM125 143V142H124ZM52 144V145H51ZM67 144V145H66ZM98 144V145H97ZM109 144V145H110ZM119 144V145H120ZM135 144V143H134ZM6 145V144H5ZM12 145V146H11ZM63 145H65V146H63ZM70 145V146H69ZM83 145V146H82ZM86 145H87V147H86ZM90 145V146H89ZM162 145V146H161ZM172 145V146H171ZM16 146H18V147H16ZM38 146V147H37ZM40 146H41V148H40ZM54 146V147H53ZM117 146V147H116ZM173 146H174V148H173ZM32 147H37V148H33L32 149ZM69 147V148H68ZM83 147V148H82ZM93 147H95V148H93ZM100 147V148H99ZM109 147H111V149L109 148ZM116 147V148H115ZM133 147V148H132ZM150 147V148H149ZM159 147V148H158ZM59 148V149H58ZM88 148V149H87ZM93 148V149H92ZM107 148V149H106ZM124 148V149H123ZM135 148V149H134ZM156 148H158V149H156ZM164 148V149H163ZM167 148H168V151H167ZM187 148V147H186ZM42 149V150H41ZM104 149V150H103ZM117 149H120V150H117ZM136 149H137V152H136ZM143 149V150H142ZM145 149V150H144ZM152 149V150H151ZM155 149V150H154ZM173 149V150H172ZM178 149V150H177ZM184 149V150H183ZM189 149V148H188ZM7 150H8V152H7ZM19 150V151H18ZM22 150V151H21ZM29 150V149H28ZM44 150H46V152L48 151V153H44V154H46L45 156H44V158H45V160L48 158V159H50L52 162H54V163H52L51 164V162H50V160L48 161V159H47V161L48 162H46L45 160H43V162L45 161L47 164L46 165H44V163H42V165H44V166H42V168L43 167H46L45 169H42V170H44V171H42L43 173V175L40 173L39 175H41V176H39L38 175V173L37 172H35L36 170H34V174H36V176L34 175V174H32V172L31 173H29L31 170H29V169H32V167H33V169H34V167H36V165H38V164H36V163H39L40 164V162H42V160H41V157L40 156H42V158H43V155L44 154H42L41 153V151H44ZM52 150V151H51ZM58 150V151H57ZM76 150V151H75ZM108 150V151H107ZM126 152H125V151ZM170 150L172 151V152H170ZM180 150V151H179ZM17 151V152H16ZM31 153V154H29V156L27 155L28 153ZM51 151V152H50ZM84 153H82V152ZM97 151V152H96ZM120 151V152H119ZM135 151V152H134ZM148 151V152H147ZM157 151V152H156ZM159 151V152H158ZM186 153H185V152ZM39 153V155H38V153ZM55 152V153H54ZM59 152V153H58ZM88 152V153H87ZM153 152H154V154H153ZM163 154H162V153ZM177 152V153H176ZM180 152V153H179ZM19 153V154H18ZM53 153V154H52ZM67 153V155H65ZM78 153V154H77ZM87 153V155H85ZM96 153V154H95ZM112 153V154H111ZM141 153V154H140ZM146 153V154H145ZM168 153V154H167ZM182 153V154H181ZM18 154V155H17ZM24 154V155H23ZM42 154V155H41ZM92 154V155H91ZM108 154H109V156H108ZM129 154V155H128ZM158 154L160 155V156H158ZM173 154H175V155H173ZM181 154V155H180ZM208 154V155H207ZM13 155V156H12ZM20 155H22V156H20ZM27 155V156H26ZM69 155V156H68ZM71 155V156H70ZM97 155V156H96ZM127 155V156H126ZM139 155V156H138ZM143 155V156H142ZM161 155H164L163 157L161 156ZM166 155V156H165ZM18 156V157H17ZM20 156V157H19ZM24 156V157H23ZM33 156V157H32ZM38 156V157H37ZM55 157V161H54V157ZM67 156V157H66ZM107 156V158H105ZM113 156V157H112ZM149 156V157H148ZM153 156H156V157H154L153 158ZM169 156V158H166V157H168ZM173 156V157H172ZM204 156H207V157H209V153H204ZM2 157H0V160L2 159ZM7 157H8V159H7ZM32 157V158H31ZM50 157H52L53 158V160H52V158H50ZM133 157H134V160H133ZM19 158V159H18ZM24 158V159H23ZM35 158V159H34ZM36 158H37V160H36ZM39 158V159H38ZM86 158V159H85ZM94 158V159H93ZM140 158V159H139ZM153 158V159H152ZM156 158V159H155ZM157 158H159V159H161V160H157ZM164 158H165V161H164ZM175 158H178V159H175ZM180 158V159H179ZM27 159V160H26ZM32 161H31V160ZM61 161H60V160ZM63 159V160H62ZM107 161H106V160ZM129 159V160H128ZM155 159V160H154ZM172 159V160H171ZM8 160V161H7ZM39 160H41V161H39ZM70 162H69V161ZM74 160V161H73ZM88 160V161H87ZM92 160V161H91ZM96 160V161H95ZM117 160H119V161H117ZM128 160V161H127ZM133 160V161H132ZM150 160H154V161H150ZM173 160L175 161V162H173ZM2 161V160H1ZM7 161V162H6ZM26 161V162H25ZM31 161V162H30ZM35 161V162H34ZM60 161V162H59ZM63 161V162H62ZM65 161V162H64ZM85 161V162H84ZM87 161V162H86ZM98 161V162H97ZM106 161V162H105ZM156 161H159V163L158 162H156ZM167 161V162H166ZM170 161V162H169ZM180 161V162H179ZM192 161H193V164H192ZM196 161V162H195ZM76 162V163H75ZM104 162V163H103ZM145 162V163H144ZM156 162V163H155ZM26 163H28L27 165V167H29L30 165V167L28 168V170H26V168H24V164H25V166H26ZM30 163V164H29ZM32 163V164H31ZM52 165V167H54V169L55 170H53V171H55V172H51V173H49L50 174V176L49 177H52L50 180H52V179H54L55 178V181L56 182H58L59 181V179L61 178V177H63L65 180H66V182L67 183H69V184H67L64 180H63V178H61L60 180L63 182V184L61 183V181H59V183H56V182H54V185H58L59 186V184H61L62 186H61V188L63 189L62 191H64V193H62V191H60V192H58V190L57 189H59V190H61V188H59L57 185V187L56 186H54L53 184H51V182L52 181H50V186H51V190H50V192H49V188H47V190H41V189H39V187H40V185L43 187H41L42 189H44L45 188V183H46V181L45 180H47L45 177H47L48 178V176H44V175H46L48 172H45V170L47 171V170H49V168L51 169V165ZM73 163H75V164H73ZM133 163V164H132ZM180 163H181V165H180ZM7 164V165H6ZM13 164V165H12ZM23 164V165H22ZM36 164V165H35ZM49 164V165H48ZM56 164H57V166H56ZM59 164V165H58ZM81 164V165H80ZM85 164V165H84ZM107 164V165H106ZM111 164V165H110ZM132 164V165H131ZM139 164H140V166H139ZM151 164V165H150ZM165 164V165H164ZM175 164V165H174ZM186 164V165H185ZM191 166H190V165ZM194 164L196 165H198L199 164V166H194ZM202 164V165H201ZM206 165V166H203V165ZM12 165V166H11ZM16 165V166H15ZM49 166V168H48V166ZM70 165V166H69ZM76 167H75V166ZM82 165H83V169L81 168L82 167ZM93 165V166H92ZM118 165V166H117ZM126 165V166H125ZM167 165V166H166ZM174 165V166H173ZM178 165H180V166H178ZM193 165V166H192ZM18 166H19V168H20V170H19V168H18ZM21 166H23L22 168H21ZM39 166V165H38ZM60 166V167H59ZM81 166V167H80ZM111 168H110V167ZM115 166H116V168H115ZM171 166V167H170ZM200 166H201V168H200ZM213 166V165H212ZM40 167H41V165H40ZM73 167H75L74 169H73ZM80 168V170L83 172V170H84V172L81 174V176L79 175V172H77L78 174H76V171H78L77 169L78 168ZM135 167H137V169L135 168ZM159 167H160V170H159ZM177 167V168H176ZM8 168H9V170H8ZM15 168V169H14ZM48 168V169H47ZM57 168V169H56ZM65 168V169H64ZM140 168L142 169L141 171H140ZM153 168V169H152ZM163 168V169H162ZM165 168H167V169H165ZM171 168V169H170ZM175 168V169H174ZM179 168V169H178ZM181 168V169H180ZM225 168V167H224ZM224 168H222L223 170H224ZM61 171H60V170ZM73 169V170H72ZM110 169V170H109ZM113 169V170H112ZM114 169H116V170H114ZM122 169V170H121ZM186 169V168H185ZM211 169V168H210ZM0 170L2 171L3 170V168L1 167L0 168ZM57 170V171H56ZM76 170V171H75ZM86 170V171H85ZM98 170L100 171V174H98L99 172H98ZM125 170V171H124ZM151 170V171H150ZM156 170V171H155ZM169 170V171H168ZM172 170H175V171H172ZM179 170L180 171H182L181 173L179 172ZM222 170V171H223ZM19 171H21V172H19ZM50 171H52V170H50ZM75 171V172H74ZM89 171V172H88ZM96 171V172H95ZM108 171V172H107ZM120 171V172H119ZM141 173H140V172ZM160 171V172H159ZM3 172H5V169H4V171ZM3 172H0L1 174L3 173ZM26 172V173H25ZM46 174H45V173ZM57 172H58V174H57ZM65 172H67V173H65ZM72 172V173H71ZM92 172V173H91ZM115 172V173H114ZM118 172V173H117ZM131 172V173H130ZM138 172V173H137ZM166 172V173H165ZM169 172V173H168ZM206 172H207V175H206ZM53 173V174H52ZM54 173H56V174H54ZM63 173V174H62ZM81 173V172H80ZM87 173V174H86ZM102 173H104V174H102ZM106 173V174H105ZM149 173L150 174H152V175H149ZM159 173H160V176H159ZM163 173V174H162ZM168 173V174H167ZM171 173L174 175H171ZM0 174V181L2 182V177L1 176H3V175H1ZM4 174V173H3ZM13 174V175H12ZM17 174H18V176H17ZM49 174H47V175H49ZM51 174H52V176H51ZM67 174V175H66ZM74 174V175H73ZM84 174H86V175H84ZM96 174V175H95ZM115 174V175H114ZM132 174H134V175H132ZM157 174V175H156ZM54 175H56V177L54 176ZM76 175H78L77 177H76ZM83 175V176H82ZM100 175V176H99ZM102 175V176H101ZM105 175V176H104ZM123 175V176H122ZM129 175V176H128ZM179 176V178H178V176ZM210 175V176H209ZM30 176H32V177H30ZM75 176V177H74ZM91 176V177H90ZM109 176V177H108ZM117 176V177H116ZM125 176V177H124ZM153 176V177H152ZM158 176V177H157ZM162 176V177H161ZM165 178H164V177ZM199 176V177H198ZM15 177V178H14ZM44 177V179H42V178ZM54 177V178H53ZM68 177V178H67ZM96 177H98V178H96ZM100 177H101V179H100ZM106 177H107V179H106ZM130 177V178H129ZM131 177H132V179H131ZM141 177V178H140ZM148 177V178H147ZM160 177V178H159ZM171 177V178H170ZM198 177V178H197ZM11 178V179H10ZM70 178H71V180H70ZM109 178V179H108ZM113 178V179H112ZM157 178H159V179H157ZM16 179V180H15ZM33 179V180H32ZM57 179V180H56ZM68 179V180H67ZM89 179V180H88ZM104 179V180H103ZM115 179H119V180H115ZM124 179V180H123ZM128 179V180H127ZM153 179V180H152ZM156 179V180H155ZM170 179V180H169ZM178 181L179 179V181L180 182H177V183H175V181ZM203 179V180H202ZM215 180V181H213V180ZM30 180V181H29ZM41 180V181H40ZM48 180H49V178H48ZM100 180V181H99ZM131 180V181H130ZM84 181V182H83ZM112 181V182H111ZM115 181V182H114ZM126 181V182H125ZM156 181V182H155ZM172 181H174V183H173V185L172 186H170V182H172ZM183 181H184V184H183ZM37 183V185L36 186H38L37 188L33 185L34 183ZM40 182H42V183H40ZM52 182V183H53ZM72 182V183H71ZM88 184H87V183ZM94 182V183H93ZM110 184H109V183ZM141 182V183H140ZM167 182V183H166ZM201 182V183H202ZM214 183V185L212 184V183ZM218 182V183H219ZM11 183V184H10ZM40 185H39V184ZM66 183V184H65ZM108 183V184H107ZM115 185H114V184ZM181 183V184H180ZM213 185V186H211V184ZM31 184H32V186H31ZM65 184V185H64ZM84 184V185H83ZM89 184H90V186H89ZM125 184V185H124ZM159 184V185H158ZM172 184V183H171ZM191 184V183H190ZM189 184V185H190ZM198 184V185H197ZM5 185H7V186H5ZM10 185V186H9ZM18 185V186H17ZM52 185L54 186V189L52 190ZM92 185V186H91ZM103 185H104V188H103ZM117 185V186H116ZM134 185V186H133ZM155 185V187H153ZM161 185V186H160ZM205 185H206V187H205ZM26 186V187H25ZM30 186V187H29ZM87 186V187H86ZM100 186V187H99ZM106 186V187H105ZM121 186V187H120ZM141 186V187H140ZM167 186H169V187H167ZM210 186V188H208ZM33 187H34V190H32L33 189ZM95 187H96V189L97 190H95L96 192L94 193V189H95ZM102 187V188H101ZM126 187V188H125ZM131 187V188H130ZM158 187V188H157ZM166 187V188H165ZM173 187V188H172ZM202 187H204V188H202ZM16 188V189H15ZM21 188V189H20ZM29 188H31V189H29ZM94 188V189H93ZM110 188V189H109ZM139 188V189H138ZM172 188V189H171ZM176 188V189H175ZM181 188V189H180ZM14 189V190H13ZM19 189V191H22V192H24V193H22V192H18L17 190ZM38 189L39 191L41 190L42 191V196H40V197H42V198H40L39 196H37V198H33V197H35L34 195H32V193H33V191L35 192L36 190ZM86 189H89V191L91 192V194L90 193H88V192H86L87 194H84V196L81 194V192H83V191H85ZM156 191H155V190ZM182 189H184V191H182ZM219 189V188H218ZM10 190V191H9ZM27 190V191H26ZM56 190V191H55ZM109 190H110V192H109ZM114 190V191H113ZM120 190V191H119ZM122 190V191H121ZM130 190H133V191H130ZM139 190V192H137ZM154 190V191H153ZM159 190V191H158ZM167 190V191H166ZM168 190H171V191H168ZM173 190V191H172ZM31 191H32V193H31ZM49 192L48 194L46 193V192ZM52 191H55V193L56 194H58V193H60L61 194V197H63L64 198V196L65 197H67V199L69 200V198H70V200H69V202H71L70 203V205H71V207L70 206H68V204H69V202H68V200H66V198H64L65 199V201L63 202V203H67L68 202V204H66L65 206H67L70 210L72 209V211H73V209H76V207L77 208H79L78 210L80 211V212H82V213H78L79 211L76 209V211H77V213H76V215L78 214L80 217H83V216H81V215H83V212L85 213L84 214V216H86V215H88V216H86V217H88L89 219H90V221L88 222V221H86V219L84 218H81V219H78V217L75 215V210H74V212H71L69 209V211L71 212V216L72 215H75L76 217H74V219L76 218V219H78V220H73L72 219V217L70 218H68L67 216L68 215H63L64 214V211L61 213V211L59 210L60 209V207H59V199L61 198L59 195L60 194H58L57 196H59V198L58 197H56V195H53L52 193ZM73 191V192H72ZM86 191H88V190H86ZM99 191V192H98ZM127 191H128V195H127ZM151 191V192H150ZM153 191V192H152ZM18 192V193H17ZM28 192V193H27ZM44 192V193H43ZM80 193V195H82V197H79L77 200H76V196H79V195H76V193ZM92 192L94 193V195L95 196H93V194H92ZM118 192H119V194H118ZM121 192H122V194H121ZM155 192H156V194H155ZM158 192H160V193H158ZM162 192V193H161ZM169 194H168V193ZM10 194V195H7V194ZM23 195H22V194ZM31 193V194H30ZM73 193V194H72ZM75 193V194H74ZM84 193V192H83ZM105 193V194H104ZM108 193V194H107ZM16 194V195H15ZM29 194L31 195V196H29ZM33 194H35V193H33ZM46 194H47V196H46ZM65 194V195H64ZM89 194V195H88ZM134 194V195H133ZM149 194V195H148ZM0 195H2L1 194V192H0ZM24 196L25 195V197H21V196ZM28 197H27V196ZM50 195H52V196H50ZM63 195V196H62ZM98 195V196H97ZM119 197H118V196ZM123 195V196H122ZM158 195V196H157ZM6 196V197H5ZM20 196V197H19ZM49 196H50V198H49ZM74 196V197H73ZM88 196V197H87ZM104 198H103V197ZM110 196V197H109ZM125 196V197H124ZM144 196H146L145 198H144ZM155 196V197H154ZM218 197H219V195H217ZM31 197V198H30ZM48 197V198H47ZM69 197V198H68ZM52 198V199H51ZM101 198V199H100ZM103 198V199H102ZM106 198V199H105ZM109 198V199H108ZM111 198V199H110ZM119 198V199H118ZM151 198V199H150ZM161 198V199H160ZM169 198V199H168ZM177 198V199H176ZM205 198H210V197H206L205 196ZM34 199V200H33ZM36 199H38V200H36ZM42 199V200H41ZM47 199L48 200H50L51 199V206L54 204H57V207H52V209L53 208H57L56 210H54L55 212H57V210L63 215V217H67V219L69 220V222L68 223H71L72 221H79V220H84V222L86 221V223H81V221H80V224H78L77 222H76V225H78L79 226V228H77V226L74 228V224H75V222H74V224H72V225H74L73 227L72 226H70V227H72L73 228V230H74V232H75V229L77 230V233H73V230H72V228H70L71 230L70 231H72V233L70 234L72 237H70V235H69V233H66V235H64V232H58L59 231V229H60V231H61V229L64 227V228H66V230H65V232L67 231L68 232V230H67V226L65 225V224H67L65 221V218H62V216H61V218H60V221H59V219H56V218H58V217H60V213L59 214H57V213H55V216H56V214H57V216L54 218V217H52L53 216V211H51V206L49 205L50 204V202L49 201H47ZM63 199V200H64ZM73 199H75V201H78L79 199H80V201H78L76 204L75 203H73L74 201H73ZM84 199V200H83ZM95 199V200H94ZM121 199V200H120ZM160 199V200H159ZM173 200V202H171L172 200ZM179 199H181V200H179ZM196 199V198H195ZM198 199V198H197ZM196 199V204H198V205H193V204H191L190 203V205H189V207L191 206L192 208H194L193 206H195V208H197L196 206H199V205H201V204H204L203 202H207L206 200H208V199H204V197L202 198V200H204L203 202H202V200L200 199H198L197 200ZM41 200V201H40ZM44 200V201H43ZM62 199H61V201H63ZM83 200V201H82ZM125 200V203H123V201ZM129 200V201H128ZM163 200V201H162ZM165 200V201H164ZM171 200V201H170ZM178 200V203L176 202ZM194 200V199H193ZM215 200V199H214ZM214 200H212V203H214V202H216V201H214ZM225 200H227L228 201V199H225ZM23 201V202H22ZM26 201V202H25ZM38 203V206H36L35 207V205H37V203ZM49 202V204H47V202ZM54 201H56V203H53ZM67 201V202H66ZM89 201V202H88ZM94 201V202H93ZM98 201H101L100 203H98ZM103 201V202H102ZM106 203H105V202ZM121 201V202H120ZM134 201V202H133ZM138 201L140 202V203H138ZM143 201V202H142ZM145 201H147V203H145ZM149 201H151V203L149 202ZM159 201V202H158ZM168 201H170V202H168ZM214 201V202H213ZM221 201V200H220ZM220 201H218V203L217 204H219L220 203ZM222 201H224V200H222ZM226 201V203H228ZM42 202V203H41ZM92 202H93V204H92ZM119 202V203H118ZM153 202H154V204L155 203H157V206H156V204H155V206H154V204H153ZM163 202V203H162ZM179 202H180V204H179ZM201 202V203H200ZM210 203H211V201H209ZM18 203V204H17ZM28 203V204H27ZM84 203V204H83ZM85 203H87V204H85ZM102 203H103V205H106L105 206V208L106 209H102L103 211L101 212H99V210L101 209V208H103V207H100V204L102 205ZM108 203H109V206H108V209H107V205H108ZM115 203V204H114ZM134 203H135V205H134ZM141 203H142V205H141ZM143 203L146 205V207L144 206V207H138L139 205L138 204H140L141 206H143ZM150 204V206H151V204H153L152 205V207H150V208H152L151 209V212L152 211H155V214L153 215V213H148V211L146 210V208H148L147 207V204ZM171 205H170V204ZM186 203V205L188 206V204ZM208 203V202H207ZM216 203H214V204H216ZM222 204H220V205H225V204H223L224 202H221ZM41 206H40V205ZM45 204V205H44ZM75 205V208L74 207H72V206H74ZM81 204V205H80ZM94 204L96 205V207L94 206ZM99 204V205H98ZM117 204V205H116ZM122 204V205H121ZM133 204V205H132ZM148 204V205H149ZM161 204V205H160ZM168 204V205H167ZM173 204V205H172ZM177 204H179V205H177ZM5 205V203L2 205V206H4ZM9 205V206H8ZM15 205V206H14ZM46 205H47V207H48V209H47V207H46ZM53 205V206H54ZM77 205V206H76ZM87 205V206H86ZM111 205L113 206V207H111ZM119 205V206H118ZM128 205V206H127ZM138 205V206H137ZM161 207H160V206ZM162 205H164V206H162ZM165 205L167 206L166 208H164L165 207ZM175 205V206H174ZM181 205H183V206H181ZM207 205V204H206ZM34 206V207H33ZM80 206V207H79ZM90 206V207H89ZM98 206V207H97ZM115 206V207H114ZM135 206V208H134V210H132V208ZM137 206V207H136ZM168 206H169V208H170V206L172 207L173 206V208L174 209H169L168 208ZM1 207V206H0ZM38 207V208H37ZM45 208V210L47 209V211L49 210V207H50V212L47 214L45 211H44V208ZM59 207V208H58ZM66 207V208H67ZM82 207V208H81ZM84 207V208H83ZM87 207V208H86ZM89 207V208H88ZM94 207V208H93ZM99 207H100V209H99ZM130 207V208H129ZM154 207H157V208H155L154 209ZM160 207V208H159ZM163 207V208H162ZM179 207H181V208H179ZM185 207V208H184ZM191 207H190V211H191ZM200 207H202V205L200 206ZM27 208H29V210H27ZM33 208H35L34 210H33ZM42 208V210L44 211V213L42 212V210H39V209H41ZM93 208V209H95L94 210V213L95 214H93V216L94 217H92V215H90V213H93V212H91V211H93V210H91V209ZM111 208V209H110ZM116 208V209H115ZM120 208V209H119ZM138 208H142L140 211H138ZM150 208H149V212H150ZM183 208V209H182ZM26 209V210H25ZM31 209V210H30ZM39 210L38 212H39V214L37 213V211H35V210ZM81 209H82V211H81ZM137 209V210H136ZM143 209H145V211H144V213H143ZM157 209H158V212H161L162 211V213H163V211H164V209H167V211H168V213L169 214H167V212H166V210L164 211V215L163 214H161V213H159V214H157L158 212H156L157 211ZM163 209V210H162ZM178 209H180V212H179V210ZM18 210H20V214H21V212H22V214L24 215V216H21L20 217V214H18L19 213V211ZM23 210H24V212H23ZM85 210H86V212H85ZM90 211V213L88 212V211ZM112 210V211H111ZM114 210V211H113ZM126 210V211H125ZM130 212H129V211ZM159 210H161V211H159ZM183 210V211H182ZM194 210V209H193ZM196 210V209H195ZM6 211H8L7 213H6ZM16 211H18V213L16 212ZM29 211H31V212H34V213H31V212H29ZM107 211V212H106ZM109 211V212H108ZM122 213H121V212ZM128 211V212H127ZM135 212V213H132V212ZM147 211V212H146ZM176 211V212H175ZM27 212V214H25ZM69 212V213H70ZM103 212H104V214H103ZM116 212V213H115ZM132 213V214H137L138 212V215H137V217H139V215L141 214V216L138 218L139 220H136L137 219V217H136V219L134 218V215H133V217L130 215H128L129 217H131V219L133 220V222H131L130 223V221H131V219H130V221L129 222H127V223H130V224H134V222L136 221V222H138V224H140V225H138L137 223V226H138V228H137V226L135 227V224L133 225L136 229H134L133 227L131 228L130 226V224L129 225H127V223H126V221L127 220H129V217L128 216H126V221H125V225H124V219H120L121 220V222H120V220H119V222H117L118 221V219L120 218V217H124L125 218V214L126 213ZM141 212V213H140ZM146 212V213H145ZM171 212V213H170ZM182 212V213H181ZM9 213V214H8ZM15 213V214H14ZM37 213V214H36ZM72 213H74V214H72ZM87 213V214H86ZM102 213V214H101ZM106 213V214H105ZM122 214V216H119V214ZM166 213V214H165ZM220 213V214H219ZM222 213V214H221ZM21 214V215H22ZM36 215L35 217L36 218H32L33 216L32 215ZM50 214H52V215H50ZM81 214V215H80ZM113 214H116V215H113ZM120 214V215H121ZM149 214V215H148ZM175 214V215H174ZM178 214V215H177ZM181 214H183V215H185L184 217L183 216H181ZM189 214V215H188ZM215 214V215H214ZM4 215V216H3ZM27 215H29V217H27ZM39 215V216H38ZM103 215V216H102ZM127 215V214H126ZM156 215V216H155ZM166 215V219H167V216L169 215L170 217H171V221H169V220H166V221H164V216ZM180 215V216H179ZM12 216V217H11ZM19 216V217H18ZM47 216H49L51 219H49V217H47ZM91 216V217H90ZM108 216V217H107ZM114 216V217H113ZM119 216V217H118ZM136 216V215H135ZM168 216V217H169ZM200 216H201V220H200ZM204 216V217H203ZM223 216V217H222ZM228 216V217H227ZM22 217H25V218H23L22 219ZM104 217V218H103ZM106 217V218H105ZM117 217H118V219H117ZM164 217V218H163ZM179 217V218H178ZM193 217H195V218H193ZM4 220H2V219ZM18 218V219H17ZM19 218L21 219V220H19ZM52 218H53V221H54V219L56 220V221H58V222H61L60 224H62V220L64 219L65 221H63L64 223L62 224V226H61V228H58L55 224H59L58 222L57 223H52ZM93 218V219H92ZM109 218V219H108ZM111 218H112V220H113V223L115 222V220H116V222H117V225H116V222L114 223L117 227H119L120 225H122V227H119V228H116L115 227V225L112 223V220H111ZM199 218V219H198ZM203 218V219H202ZM211 218V219H210ZM219 218H221V220L219 219ZM229 218V219H228ZM31 219V220H30ZM70 219H72L71 221H70ZM104 219V220H103ZM147 220V222L149 223H144L146 220ZM157 219V220H156ZM170 219V218H169ZM177 221H176V220ZM188 219V220H187ZM207 219V220H206ZM216 219V220H215ZM217 219H219V221L217 220ZM93 220V222H91ZM97 220V221H96ZM174 220V221H173ZM185 220H187V221H185ZM200 220V221H199ZM212 220V221H211ZM3 221V222H2ZM15 221V222H14ZM23 221V222H22ZM2 222V223H1ZM4 222H5V224H4ZM46 222V223H45ZM93 223V224H90V226H94V225H96L95 227H92V229H98V230H101L100 232L99 231H96L97 233V235L99 236V235H101L100 233L101 232H107V230H108V232H107V235H108V233L109 234H111V235H109V236H107V238H111V236H112V239H113V243L111 242V240L110 239H107V238H104L103 236H105L106 237V233H104L103 235H102V237L104 238V240H105V243H102V245H101V243H98V242H100V241H98V239H100V238H98V237H96V238H93V237H95V236H97V235H95V233H93L94 235H93V240L92 239H90V238H88V241H87V238L85 237V235L84 234H88L90 231H88V230H85L83 227H85V226H87V227H89V225H83V227L81 226L82 224H88V223ZM167 222V223H166ZM210 222V223H209ZM216 222V223H215ZM221 222V223H220ZM225 222V223H224ZM96 223V224H95ZM111 223L114 225V227L113 226H111ZM170 223V224H169ZM213 223L215 224V225H213ZM43 224V225H42ZM46 224H47V226H46ZM53 226V229H52V227H50L51 225ZM54 224V225H53ZM109 224H110V226H109ZM147 224V225H146ZM164 224V225H163ZM202 224V225H201ZM206 224V225H205ZM209 224H210V226H209ZM225 224V225H224ZM5 225V226H4ZM9 225V226H8ZM27 227H26V226ZM39 225V226H38ZM48 225H50L49 227H48ZM65 225V226H64ZM103 225V226H102ZM148 225H150L149 227H148ZM159 225V226H158ZM182 225V226H181ZM227 225H231V226H227ZM23 226V227H22ZM41 226H43L41 229H40V227ZM46 226V227H45ZM57 228H56V227ZM98 226V227H97ZM102 228H101V227ZM123 226H124V228H123ZM127 226H129V227H127ZM144 227L145 226V229L146 230H149L150 228V230L148 231V233H145V234H147V236H149V237H147V236H144L143 234H141V235H143V236H141L140 234H139V237L141 238V241H140V238L138 237H134V236H132V235H135L134 233L136 232V234L138 235V231H140L139 230V227H140V229L142 228V227ZM177 226V227H176ZM199 226H201V228H199ZM203 226V227H202ZM213 226V227H212ZM215 226H216V228H215ZM31 227V228H30ZM87 227H85L86 229H89V228H87ZM147 227V228H146ZM169 227V228H168ZM186 227V226H185ZM184 227V230L186 229ZM219 227V228H218ZM222 227V228H221ZM8 229L7 231H5L4 232V230H6V229ZM23 228V229H22ZM24 228H26V229H24ZM63 228V229H64ZM80 228H82V229H84L86 232L85 233H83L84 232V230H82V229H80ZM91 228V227H90ZM100 228V229H99ZM115 228V229H114ZM129 228H131V229H129ZM196 228V229H197ZM12 231H11V230ZM21 231H20V230ZM32 229H36V231H34V230H32ZM55 229H58L57 230V232H55L56 230ZM78 229H79V231L81 232H79L78 231ZM105 229V230H104ZM135 230V231H133L132 233L133 234H131L130 235V233H131V231L132 230ZM16 232H15V231ZM24 230V231H23ZM25 230H26V232H25ZM42 231V232H40V231ZM47 230V231H46ZM113 230V231H112ZM121 230V231H120ZM142 230V229H141ZM144 230V229H143ZM143 230L141 231V232H143ZM146 230H145V232H146ZM152 230V231H151ZM156 230V231H155ZM173 232H172V231ZM177 230H178V232H177ZM203 230V231H202ZM212 230H213V232H212ZM231 230H233V228H231ZM3 231V232H2ZM11 231V232H10ZM29 231V232H28ZM63 231V230H62ZM93 231V230H92ZM111 233H110V232ZM119 231V232H118ZM126 231V232H125ZM130 231V232H129ZM169 232L168 234H167V232ZM176 231V232H175ZM195 230L193 231V235L195 236V232H196ZM209 231H211V233H209ZM222 231V232H221ZM22 232V233H21ZM28 232V233H27ZM37 234H35V233ZM94 232V231H93ZM128 232V233H127ZM219 232V233H218ZM13 233V234H12ZM25 233V234H24ZM35 235H34V234ZM57 233H58V235H60L61 234V236L60 237H58V235H57ZM82 235L83 234V236H81L80 234ZM119 233V234H118ZM201 233V234H200ZM208 233V234H207ZM214 233V234H213ZM215 233H217L218 235V238L216 237V234ZM3 234V235H2ZM28 236H27V235ZM33 234V235H32ZM51 234V235H50ZM54 234H56L57 236H55ZM68 234V235H67ZM77 234V235H76ZM128 234L130 235V237L132 236V238L134 239H136L137 238V240H135L133 243L130 241V237L128 236ZM200 234V235H199ZM220 234V235H219ZM261 234H263V233H261ZM259 235V236H261L260 238H264V234L263 235ZM12 235V236H11ZM21 237H19V236ZM41 235V236H40ZM43 235V236H42ZM46 235V236H45ZM48 235V236H47ZM53 235V236H52ZM65 237H64V236ZM75 235V236H74ZM89 235H91V233L89 234ZM165 235H166V241L164 240L165 239ZM169 235V236H168ZM1 236L3 237V238H1ZM24 237V239H23V237ZM57 238H60V240H57L55 237ZM86 236H88V235H86ZM127 236L130 238L129 239V241H128V239H127ZM194 236H193V238H194ZM202 236V237H201ZM210 236V237H209ZM222 236H223V234H222ZM33 237V238H32ZM41 237V238H40ZM48 237V238H47ZM53 237V238H52ZM68 237V239H66ZM80 237V238H79ZM86 239H85V238ZM89 237H91V236H89ZM125 237H126V239H125ZM145 237V238H144ZM146 237L149 239V240H147L146 239ZM164 237V239H162ZM172 237V238H171ZM173 237H174V239H173ZM216 237V238H215ZM11 238V239H10ZM27 238V239H26ZM35 238H37V239H35ZM40 238V239H39ZM46 238V239H45ZM51 238V239H50ZM84 238V239H83ZM102 238V239H103ZM124 238V239H123ZM156 238V239H155ZM169 238H171V239H169ZM177 238V239H176ZM7 239V240H6ZM34 239V240H33ZM48 239V240H47ZM55 240L54 242H53V240ZM79 239V240H78ZM94 239L96 240L97 239V242H96V244H95V241H94ZM138 239H139V241H138ZM142 239H145V240H147L148 241V243H147V241H145V242H142ZM12 240V241H11ZM37 240H39V241H37ZM45 242H44V241ZM50 240V241H49ZM52 240V241H51ZM67 240V241H66ZM80 240L82 241V243L80 242ZM86 240V241H85ZM106 240H110L109 242H111L110 244H109V242L108 243H106L107 241ZM132 240V239H131ZM165 242H164V241ZM171 240V241H170ZM184 240V241H183ZM216 240H220V242H224V245L223 244H220L219 243V245H223L224 247L227 245V247H225L224 248V251L222 250V249H220L221 250V252H220V250H218L217 251V247H219L216 243H218V241H216ZM224 240V241H223ZM16 241V242H15ZM20 241V242H19ZM35 241V242H34ZM41 241H43V243L41 242ZM50 242V244H49V242ZM58 241H59V243H58ZM72 241V242H71ZM101 241H103V240H101ZM115 241V242H114ZM129 242V244H127L126 242ZM138 241V242H137ZM176 241H178V245H182L183 243V246L185 245V246H188V248L187 247H185V248H187L189 251L187 252V249L185 250V248H184V250H183V247L181 248L182 250H180V251H176V249H178L179 247H177L176 245H177V243H176V245H174V243L176 242ZM216 241V242H215ZM9 244H8V243ZM14 242V243H13ZM24 242V243H23ZM34 242V243H33ZM37 242V243H36ZM71 242V243H70ZM86 242H87V244H86ZM94 242V243H93ZM117 242V243H116ZM133 244H131V243ZM137 242V243H136ZM160 242V244H161V246L162 247H158V243ZM164 242V243H163ZM169 242V243H168ZM206 242V243H205ZM207 242H209V243H207ZM54 243H57V245L56 244H54ZM98 243V244H97ZM114 243H115V248L117 247V245H118V247H117V249L120 247V249H118L121 253L123 252V250H124V252L122 253V254H120V255H116V252L114 253V251H116V250H114L113 251V247H111L112 249V251H111V253H110V256H109V249H110V247L109 246H111V244H112V246L114 245ZM146 243V244H145ZM155 243L156 244H158L157 245V247H158V249H160V251H158V252H156L155 250H154V248L152 247V246H154L155 245ZM180 243V244H179ZM182 243V244H181ZM208 244V245H206L207 246V248H206V246L205 245H202V244ZM210 243H211V245H210ZM215 245H214V244ZM227 243V244H226ZM27 244V245H26ZM30 244V245H29ZM35 244V245H34ZM36 244H37V246H36ZM42 245V246H39V245ZM45 244V245H44ZM55 246H54V245ZM66 244V245H65ZM80 244V245H79ZM85 244V245H84ZM95 244V245H94ZM105 244H108V247H107V249H105V250H108V251H106L107 252V254H105V250H102L104 247H102V246H104ZM117 244V245H116ZM126 244V245H125ZM149 244V245H148ZM151 244V245H150ZM165 244H166V246H165ZM189 244V245H188ZM230 244V245H229ZM237 244V245H236ZM34 245V246H33ZM48 245V246H47ZM50 245V246H49ZM60 245V246H59ZM62 245H64V246H62ZM71 245H73V246H71ZM74 245H76V246H74ZM101 245V246H100ZM124 245V246H123ZM130 245V246H129ZM132 245V246H131ZM148 247H146V246ZM176 246V247H174V246ZM191 245V246H190ZM216 246L215 247V249H214V247L213 246ZM229 245V246H228ZM235 245H236V247H235ZM243 245V246H242ZM9 246V247H8ZM15 246V247H14ZM31 246H32V248H31ZM68 247V249L66 250V247ZM70 246V247H69ZM79 246H81L80 248H79ZM85 246H86V248H85ZM91 246H93L92 247V249H96L95 251H97V249H98V253H99V251H103L104 252V255H105V257H104V255H103V252L102 253H100V254H96V255H94L93 256V254L94 253H92L93 252V250H92V252H91V250H90V248H91ZM107 246V245H106ZM105 246V247H106ZM143 246V247H142ZM156 246V245H155ZM212 246V247H211ZM233 246H234V249H233ZM19 247V248H18ZM40 247V248H39ZM60 247V248H59ZM102 247V248H101ZM137 247V248H136ZM145 247V248H144ZM151 247V248H150ZM163 247H166V248H163ZM171 247H173V248H176V249H174L175 250V254H174V250H170L171 249ZM239 248L240 247V250H238L241 254L240 255H242L240 258L237 256H235L232 252H233V250H236V248ZM6 248V249H5ZM26 248V249H25ZM37 248V249H36ZM43 248V249H42ZM47 248V249H46ZM49 248V249H48ZM54 248V249H53ZM57 248V249H56ZM64 248V249H63ZM153 248V249H152ZM172 248V249H173ZM233 249V250H231V249ZM242 248V249H243ZM19 249V250H18ZM60 249H63V250H60ZM71 249V250H70ZM73 249H75V250H73ZM79 249V250H78ZM84 249H86V250H84ZM100 249V250H99ZM168 249L170 250V251H168ZM194 249V250H193ZM230 250L231 251V256H229V253H230V251L229 252H227V254H228V256L226 255V253H225V251H228V250ZM7 250V251H6ZM39 250V251H38ZM41 250V251H40ZM57 250V251H56ZM65 250H66V252H65ZM74 251V254H76V250H78V252L79 251H82V252H86L85 254L86 255H82L83 253H79L78 254V252H77V254L75 255L76 256V258L75 257H73V259H72V252ZM84 250V251H83ZM118 250H117V252H118ZM133 250V253L131 252ZM139 250V251H138ZM162 250V251H161ZM193 250V251H192ZM216 251V252H220V253H222V259H219L220 257H216V254L214 255V252L213 251ZM254 250V249H253ZM21 251V252H20ZM28 251V252H27ZM35 251V252H34ZM60 251H62V252H60ZM72 251V252H71ZM165 251V252H164ZM182 251H183V254H184V256L186 257V258H188L189 257V259H187L188 260V262H187V260H186V258L185 257H182L183 256V254H182ZM192 251V252H191ZM210 251V252H209ZM263 251V250H262ZM261 251V252H262ZM19 254H18V253ZM31 252V253H30ZM49 252V253H48ZM57 252H59V253H57ZM64 252V253H63ZM69 252V253H68ZM70 252H71V254H70ZM97 252H95V253H97ZM119 252V253H120ZM127 252H126V254H127ZM148 252V253H147ZM154 252H156V253H154ZM179 252L181 253V257H180V254H179ZM184 252H187L188 253V256H187V254L186 253H184ZM62 253V254H61ZM88 253V254H87ZM89 253H90V256H89ZM139 253V254H138ZM178 253V254H177ZM225 255H224V254ZM243 253V254H242ZM262 253H264V251L262 252ZM4 254H5V257H4ZM27 254H29V255H27ZM40 254V255H39ZM113 254H115L116 256H112ZM118 254V253H117ZM126 254H124L125 256H126ZM132 254V255H131ZM137 254V255H136ZM186 254V255H185ZM205 254V255H204ZM255 254V253H254ZM13 255V256H12ZM17 255V256H16ZM27 255V256H26ZM41 255H42V257L44 258V260H43V258L41 257ZM48 255V256H47ZM52 257H51V256ZM53 255H54V257H53ZM57 255V256H56ZM63 255H65L64 257H60V256H63ZM69 255L71 256L70 258H69ZM139 255H140V257H139ZM148 255V256H147ZM170 254H168V256H169ZM212 255H211V257H212ZM245 255H246V253H245ZM11 256V257H10ZM36 256V257H35ZM50 256V257H49ZM56 256V257H55ZM74 256V255H73ZM79 256V257H78ZM99 256V257H98ZM103 256V257H102ZM112 256V257H111ZM122 256L124 257V258H122ZM151 256V257H150ZM157 256V257H156ZM162 256V257H161ZM235 256V257H234ZM254 256V255H253ZM33 257V258H32ZM48 257V258H47ZM82 257H84V258H82ZM97 257V258H96ZM107 257V258H106ZM212 257V258H213ZM2 258V259H1ZM15 258H17L16 260H15ZM50 258H52V259H50ZM59 258V259H58ZM62 258V259H61ZM68 258V260L69 259H71V260H69L68 262H67V259ZM79 258V259H78ZM88 258H89V260L90 261H88ZM92 258V259H91ZM113 258V259H112ZM121 258L122 259H125L126 261L124 262V260L123 261H121ZM141 258V259H140ZM175 258V259H174ZM191 258V259H190ZM229 258H231V259H229ZM27 259H28V261H27ZM42 261H41V260ZM55 259V260H54ZM66 260V261H64V260ZM111 259V260H110ZM163 259L165 260V262L163 261ZM168 260H169V258H167ZM180 259V260H179ZM225 259V260H224ZM252 259V264L254 263V264H260L261 263V260L259 259H257L256 260V257H255V260H254V257H252L251 258ZM2 260V261H1ZM4 260V261H3ZM11 261V263L9 262V261ZM23 260V261H22ZM85 260H87V261H85ZM159 260V261H158ZM179 262V263H176L177 261ZM191 261V263H190V261ZM91 261H92V263H91ZM100 261H102V262H100ZM115 263H114V262ZM214 261V262H213ZM224 263H223V262ZM257 261V262H256ZM260 261V262H259ZM46 262H48V263H46ZM52 262V263H51ZM96 262V263H95ZM110 262V263H109ZM164 262V263H163ZM185 262H187V263H185ZM240 262V263H239ZM195 263H199V262H197V260L196 261H194L192 264H195ZM247 264H250V263H247ZM261 264H264V261L262 260V263Z\"/></svg>",
  "mask_w": 264,
  "mask_h": 264
}]
</instances>
